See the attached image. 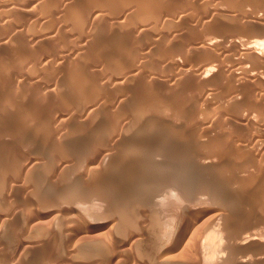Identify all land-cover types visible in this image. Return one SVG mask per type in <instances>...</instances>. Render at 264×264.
Returning <instances> with one entry per match:
<instances>
[{"label": "rangeland", "instance_id": "obj_1", "mask_svg": "<svg viewBox=\"0 0 264 264\" xmlns=\"http://www.w3.org/2000/svg\"><path fill=\"white\" fill-rule=\"evenodd\" d=\"M65 1H68V0H0V90H2V92H0V95L2 94V96H0V97H2V98H0V102H1L0 104L2 105V107L0 105V110L3 108V111H5V116L10 114V117L9 116L5 117V119L8 118V120H7L8 123L5 122V124H3L4 126H0V127L5 128V130H4L5 132L0 133V149H1L0 154H2V155H0V158H1L0 159V169H1L0 173H3V175L0 174V179H2L6 175L5 179L3 178L2 181L0 180L1 181L0 193L5 192L4 194L7 195L6 196L4 194H0V196H1L0 201H2V202H0V209L3 208V210L2 209L0 210V216H1V214L4 216V218H3V216L0 217V219H1L0 220V264L8 263L7 262L8 260L4 263V261L6 259L16 260L18 257L20 259V262H18V264H46L47 261L49 262L50 260H53L54 257H56V256L57 257L55 259H57L59 257L60 258L59 260H62V263H63V259H64V262L69 261V264H90L92 262L90 260V258H92V260L95 261L94 263L99 262L100 260H102V257H100L101 259L98 257L99 260H96L97 259L96 257L98 255L100 256V254H101V256H103L102 253L106 252V251H107L106 253L109 256L105 257L104 261H106V259L108 260L107 262H105V264H109V263L112 264L116 261V259H119V262L121 264H142L144 260H145L144 262H147V263H143V264H148V261H146V260H150V259L153 260L155 258H156L155 259L156 261L159 260V254H157V253H159L158 249H157L159 247H157V246L160 245L159 243L163 239L166 240L167 236L166 237H164V236L167 235L169 233V231H171L170 228L172 229V227H173L171 225L174 223V222H171V221H173L171 219L173 217L174 218L176 217L175 223L178 224L179 222L177 223V221L179 220V218L182 215L183 216L187 215L188 217H190V219L193 218V221H194L193 223H196V224L191 225V228H193V230L192 229L191 230H192V233L195 232L194 235H198V236L192 235L191 230H190L189 233L185 236L186 238L184 237L183 240H185V241L182 240V242L178 245L177 249L181 250V248H182V250L183 249H187V250L182 251V252L179 251L181 254L175 253L178 255V256L175 255L177 258L181 256L178 260H174V262L176 261L177 264H180L181 260L184 261L181 264H184V263L190 264L193 261H194L193 264H195V263L198 264L199 262H201L199 264H202V263L203 264H232V263L237 264L235 261L237 260V257H240V256L245 254V252H243L244 249H245L244 251H246V255H244L240 258L249 259L248 264L249 263H251V264H253V263L254 264L255 263L256 264H264V254L262 253V252H264V248L260 244L256 243V241L251 242L252 239H250L247 243H244V244H241L238 246L237 244H239V243L238 242L236 243L237 239H235L236 240L235 241L234 240L235 236L232 237L233 236L232 234H231L232 235L231 237L233 240L232 239L230 240V236H229V239H227L226 242L224 241V239H226L225 237L220 239V237H218V236H212V237L207 239V236H206V238L204 236H202V235H206L208 232L211 231L210 229L212 227L207 229L208 228L207 226H209V223H211L209 220L212 221L213 218H217L222 213H223V215H222V219H223L222 222L223 223H225L227 221H231V219H232V222L234 223L233 224L231 222H227L226 224H228V225H225V224H224L225 226L223 225L224 227L227 226L228 228L231 225H234V226L229 228L230 229L229 232L231 231V228H233V227H234L233 229H235L234 230L235 232H238V231L240 232V230H242V229L244 231V228L247 227V230L245 228L244 235L248 234V236L255 238L253 240H257V237L261 238V235L260 236L258 235L259 231H262V232H260V234H263L262 236H264V233H263L264 221L263 222L259 221V220H264V216H262V215H264V207H262V206H264V201H262L264 198L263 197L264 193H262L264 191V183L262 185V182H264V179H263L264 178V175H263L264 174V171H263L264 170L263 169L264 160H260L263 162L258 161L259 159L264 158V148L261 149L264 146V132L263 131L261 132V130H258L260 132H258L256 130L253 132V130L247 129L248 127L245 128L246 126L243 123H241V121H239L236 118L237 115L234 114V113H236L235 110L238 107L240 108V106H241V108L239 109L240 113H245V111H247L248 114H253V115L256 114L257 115L258 113L263 111L261 113L263 115L264 114V107H262L263 105H261L259 103V101H257V100L259 98L258 95L261 94V93H259L258 90H260V92H263L264 87L262 86V88H260L261 87L260 85L255 84L256 87L260 86V87H258V90L254 86V89H256L254 92H256V93H253V91L248 93L247 89H246L247 90L246 92L244 91L246 88V85H243V86H241V87L245 86V88L242 89L244 91L243 92V91H240L241 87L240 88L237 87L238 84H237L236 80L230 79V77L228 78L225 76L226 70L230 69L232 67L231 65H233L234 67H236L238 69H239V67L237 65L245 66L246 63L242 62V61H244V58H243V60H241L242 55H240V57H238L240 52L237 51V50H240V47L242 45V44L240 45V43L243 42V40L248 39L247 41H249V38H247V37H252V36H255V37L261 36V37L255 38V39H253L254 37L250 38L253 41L256 39H257V41H261V40H258L261 38L264 39L263 38L264 37V33H263L264 28H262V27H264V24L262 23L264 21V15L261 16L262 14H264V0H251V1L250 0H247V1L246 0H239V2H238V0L237 1L235 0V4H233L234 3L233 0H220V1H218V0H143L144 2H142V0H140L141 2L139 0H136L135 1L136 3L134 2V0H129L131 3H129L128 0H111L114 3V5H113V3H111V1H107V0H103V1L102 0H92V1L91 0H88V1L82 0L84 3L80 0H76V2H75V0H70V3H65ZM137 1H139V2H137ZM155 1L158 3H156ZM91 2L92 3L94 2L93 4H95V5L92 6L93 4ZM99 2H101V3H99ZM150 2H152V3H150ZM230 2L232 3V5ZM64 3H65V5H63ZM76 3H78V4H76ZM87 3H88V6L91 8L87 7ZM115 3H117V4H115ZM127 3H128V5H126ZM138 3H140L141 5ZM167 3L169 4V6L171 8H169V6L166 5ZM243 3L244 4L248 3V4L244 5ZM104 4L106 6H104ZM129 4H131V5H129ZM146 4L148 6L150 4L151 5L153 4L152 6H149L152 8L149 9V7ZM220 4H221V6H220ZM249 4H251V5H249ZM67 5H69V6H67ZM81 5H83V6H81ZM107 5H108V7H110L109 9H107L108 8ZM115 5H117V6H115ZM119 5H121V6H119ZM138 5H140V6H138ZM229 5H231L235 10H233V8H231V6H229ZM233 5H236V7ZM256 5H258V6H256ZM113 6H115V8H113ZM124 6H125V9H124ZM153 6H154V8H153ZM210 6H212V7H210ZM222 6H224V7H222ZM227 6H228V10H227ZM244 6L246 8H244ZM93 7H95V9ZM145 7H146V10H145ZM178 7H180V8L178 9ZM85 8L86 9L89 8V9L86 10ZM131 8H132V11H133V9L138 10V11H133V13H132V11H130ZM147 8L149 10H152V11H148ZM220 8H223V9H220ZM248 8L250 9L249 11H247ZM254 8H255V10H258V11H253ZM82 9L86 10V11H83ZM98 9H100V10L97 11ZM180 9H181V11H180ZM238 9H240V10L237 11ZM89 10L90 11H96V12H89ZM121 10H123V11L121 12ZM154 10H155V12H153ZM218 10H220V11H218ZM100 11H101L102 15L98 14V12L100 13ZM163 11L164 12L166 11L167 13H164ZM243 11H244V13H243ZM135 12H138V13H135ZM156 12H158V13H156ZM204 12H207L208 16ZM234 12H236V15ZM69 13L70 14L73 13L74 15L71 16ZM77 13L79 16L82 17L83 20L87 19V21L85 20L86 23L84 22L85 26L83 25L84 24L83 20L80 17L76 18V17H78ZM86 13H89V18L85 15ZM96 13L98 14V16L94 15ZM126 13H128V14H126ZM139 13H140V15H139ZM143 13H145V15H143ZM154 13H156L157 15ZM159 13H160V15H159ZM181 13H184V14H181ZM238 13H240V14H238ZM166 14H167V16H165ZM174 14H176V15H174ZM213 14H215V15H213ZM219 14H221V15H219ZM242 14H244L245 16H243V17L240 16ZM230 15H232V16L230 17L229 20L228 19L226 20V18L224 20L222 19V17L224 18L227 16H228L227 18H229ZM92 16H95V18H97V17L98 18L95 19ZM133 16H134V18H133ZM179 16H181V17H179ZM217 16H219V17H217ZM90 17H91V19H90ZM143 17H144V19H143ZM92 18L94 20H92ZM204 18L205 19L210 18V19H208L209 21H207V20L205 21ZM212 18H214V19H212ZM217 18H218V20L219 19L220 20L218 21ZM232 18H233V20H232ZM260 18L261 19L263 18L262 19L263 21L259 20ZM79 19H81L82 22H81V20L79 21ZM134 19H137V20H134ZM172 19H173V22L169 21ZM198 19H199V21H198ZM96 20H98V21H96ZM143 20H145V21H143ZM246 20H248L250 22H247ZM254 20H256V21H254ZM257 20L261 21V23L258 24ZM92 21H95V22L93 23ZM115 21L117 22L116 23L117 25L114 24ZM221 21H224V22H221ZM238 21H240L239 24H241V26L238 24ZM75 22H76V24H75ZM79 22H81L83 24H81V23L79 24ZM87 22L89 24L92 22L94 26L92 24L89 25ZM203 22H205V24ZM208 23H209V27H207ZM214 23H216L218 27H216V24H214ZM219 23H220V25H219ZM226 23H228V24H226ZM222 24L227 25V26H223ZM244 24H246V25H244ZM260 24H262V25H260ZM78 25H82V26H78ZM201 25L203 26V28H201L202 27ZM228 25H230V26H228ZM234 25H237L236 28H240V30L236 29L234 27ZM86 26L87 27L90 26V27L87 28ZM142 27H144V28H142ZM230 27L231 28L234 27L236 29V31H235V29L234 30L230 29ZM85 28H87V29H85ZM140 28H142V29H140ZM212 28H214V30L216 29L215 30L216 32H214V30ZM208 29L211 30V32ZM217 30H223V31L221 32V31H217ZM225 30H226V32H224ZM241 30H244V31H241ZM138 31H139V33H137ZM234 31L237 33H234ZM200 32H203L204 35L202 36L203 33L201 34ZM219 32H220V34H219ZM209 33H211V34L214 33V34L209 35ZM233 34H235V35H233ZM198 35H199V37H198V39H196V37ZM218 35H220V36H218ZM204 37H208V38L209 37H215V40L219 39V41H217L218 47H215L216 46L215 45L214 49H210V50H213V52L210 50L204 49V48L198 49L201 47L200 42L202 41V39ZM235 37H236V39H235ZM199 38H201V40H199ZM241 38H242V40H241ZM234 39H235V41L236 40L238 41L237 44L233 41ZM193 40H194V42H193ZM195 40H197V41H195ZM221 41H223V43ZM195 42H197V47H195V45H196ZM224 42H226V43H224ZM233 42L235 43V45L230 44ZM170 44L172 47L170 46ZM183 44H185V45H183ZM225 44H226V46H225ZM243 44H245V43H243ZM246 44H247V42H246ZM245 45H243V46H245ZM173 46L176 48H174ZM180 46H183V47H180ZM192 46H193V48L195 47V49H189V47H192ZM237 47H238V49H235ZM179 48H180V50H179ZM183 48H185V50L186 49L187 50L183 51L184 50ZM196 48L202 52H197ZM221 48H222V50H221ZM234 49H235L234 53H236V51L239 53L233 54ZM117 50H118V52H116ZM174 51L176 54H174ZM207 51H209L210 53ZM112 52H115V53H112ZM169 52L171 53V55L169 54ZM211 53H213V54H211ZM225 53H227V54H225ZM114 54L116 56L115 59H113L115 57ZM173 54H174V56H173ZM177 54H180V56ZM107 55L108 56L111 55L112 58H111V56L108 57ZM211 55H212V57H211ZM234 55H236V56H234ZM119 57H121V59ZM171 57L172 58L176 57V59L181 60V63L178 66L172 65L171 61H169L172 59ZM236 57H238L239 59ZM105 58H109V59L111 58V59L108 61V59H105ZM169 58H171V59H169ZM75 61H77V62H75ZM47 62L50 64V66H52V68L50 66H48L49 64L45 66V63L47 64ZM111 62L114 65L111 64ZM39 63L42 64V67H41V64H39ZM56 63L58 64V66ZM220 63H222V64H220ZM74 64L77 65V67ZM111 65H112V67H110ZM218 65H220V66L222 65L220 68L219 67L217 68V71H219L220 73H221V71H220L221 68L222 69L227 68L226 70L223 71V72H225V73H223V76H220L222 74L217 76V74H219V72L216 71V66H218ZM226 65H229V66L225 67ZM53 66H55V67H53ZM72 66L74 69L72 68ZM40 67H41V69H40ZM197 67H199L202 71H204V69L206 70L205 67H207V68L210 67V70H211V72L209 71L210 75L214 74V72H212V71L216 72L214 75L215 76L214 78H216V79H213L212 81L219 79L220 81L222 80L223 82H219V83H221V85H218V83H216L219 80L215 81V82H209V84L208 83L207 84H200V82L198 83L197 79L193 80L194 78H196L194 75H193V77H191L193 72H196V71H193L194 68H197ZM53 68H55V69H53ZM199 68H197L196 70H199ZM212 68H214V69H212ZM236 68H234V70H236ZM118 69H120L121 72ZM185 69L188 70V72L191 75L190 77L192 79L191 78L189 79L188 78L189 75H188L187 79L184 82L185 85L180 84V83L176 84L175 82L178 81V77L181 74H183L182 70H185ZM240 69H242V68L240 67ZM208 70L209 69H207V71ZM76 71L81 73V74H79V73L77 74ZM179 71H180V73L182 71V73L179 74ZM239 71H241V70H239ZM75 72H76V74H74ZM116 72L117 73L120 72L121 75H120V73H119V75L121 77ZM68 74H70V76ZM82 74H83V77H85L84 78L85 80L82 79L83 82L79 80V78L81 79ZM125 74L127 75L128 79L127 78L125 79V76H126ZM227 74H228V72H227ZM74 75H76V77H78L79 75L80 76L78 78H73ZM85 75L89 78H86ZM114 75L119 77L118 80L121 79L123 81V85H122V88H120V90L118 87H120L121 84H119V85H109L108 84V83L114 84L112 81L117 80V79L114 80V78H117ZM68 76L71 78H69ZM227 76H229V75H227ZM104 77L108 78V79H110L111 77L112 78L114 77V78H113V80H112V78H111V80H106ZM180 77H182V75ZM217 77H221L223 79H220ZM90 78L91 79L96 78L93 80H98V79L101 80V78H102V80L105 79V83L103 81L104 84L103 85L101 84L102 89L99 90L98 89V88H100L99 86H97L98 87L97 88L95 85H93V82H94L93 80L92 81L86 80V79H90ZM224 79H225V81H224ZM228 79H230V80H228ZM102 80H101V83H102ZM125 80L127 82H125ZM231 80H233L232 82L235 81V86L232 85ZM84 81L86 83H84ZM108 81H110V82H108ZM196 83H197V85H196ZM227 83H228V85H227ZM88 84L92 90L89 87H87ZM105 84H108V85L104 86ZM124 84L127 87L124 86ZM54 85H56L55 86L56 88L57 87H59V88L58 89L53 88ZM98 85H100V84H98ZM47 86L48 87L52 86V90L51 89L50 90L53 91V89H56V91H54V93H51ZM82 86H83V88H80ZM92 86H93V88L95 87L97 89H93ZM108 86H110V87H108ZM115 86H117L116 87L117 89L116 88L114 89ZM208 86H209V88H206ZM230 86H231L232 90L229 89ZM85 87H87V88H85ZM105 87H107V88H105ZM236 88L240 89V90H237ZM59 89H61L62 91ZM201 89H204V90H201ZM206 89H208V90H206ZM95 90H97V91H95ZM228 90H230V91L235 90L240 94L238 96L237 92H235L237 94L236 96H238V98L241 97V99L239 98L238 102L240 100L242 102V103L241 102L238 103V104L241 103L240 106H238L236 104L238 107L233 104L234 105L233 107L236 106L235 107L236 109L231 107L232 104L231 105H228L229 103L226 104L227 102H230V100L227 101L229 98L226 99V97L230 96L229 94L234 93V91L233 92L229 91L230 93L226 92ZM84 91H85V94L83 93ZM94 91L96 93L98 92L97 95L98 94L99 95L97 96ZM200 91L202 92V94ZM209 91H211V92L209 93ZM206 92H207V96H209V94H210V98L209 97L207 98V96H205ZM226 93H229V94L226 95ZM241 93H243L244 95L246 94V96H244ZM70 94L72 95V97H74V99L72 97H70L71 96ZM91 94H92V96H94V95L95 96L92 97ZM247 94H250V95H247ZM252 94L254 96L256 94H258L255 96V97H257V99L256 98L253 99L254 96L251 97ZM195 95H197V96L200 95V97H197V96L195 97ZM242 95L244 97H242ZM89 96H91V97L89 98ZM201 96H203V98ZM3 97H5V98H3ZM178 97L184 98L186 100L180 99ZM245 97H247V98H245ZM76 98H77V100H76ZM79 98H81V99H79ZM121 98L124 100H122ZM174 98H177V100ZM119 99L121 100L120 102L123 101L122 102L123 104L119 103ZM162 99H165V100H162ZM170 99H172V100H170ZM173 99L176 103H173L174 102ZM178 99H180V101L181 100H183V101L177 103V101H179ZM190 99H192V100H190ZM199 99H201V100L202 99L203 100L209 99V100H206L205 101L206 104H204V101H201ZM1 100H5V101L2 102ZM89 100H92V101H89ZM167 100L168 101L170 100L169 103L170 102L171 103L169 104ZM9 101H10V103H9ZM160 101H163V102H160ZM208 101H211V102L208 103V105H207ZM82 102L83 103L87 102V103L84 105V104H81ZM89 102H92V104H94L95 107H93V105ZM124 102H127V103H124ZM183 102H184V104H181ZM224 102H226V103H224ZM5 103H7L8 105L11 104L12 106L13 105L14 106L12 107L10 105V107H8V105H6ZM75 103H79V104H75ZM157 103H160V104H157ZM162 103L165 104V106L167 103V107H169V109L166 108ZM185 103H188V104H185ZM243 103H245V104H243ZM252 103L253 104L256 103V104L253 105ZM118 104L121 105L123 108H121V106H119ZM3 105L5 107L7 106L8 108L6 107V109H4L5 107ZM174 105H175V108H173ZM88 106H90V107H88ZM163 106H164V109H162ZM170 106H172V107H170ZM224 106H225V109H224ZM81 107L82 108L84 107V110ZM85 107H87V109ZM91 107H93V109L95 110L96 115L93 113L94 110ZM186 107L188 109L190 108V110H188ZM230 107H231V109L232 108L233 109L229 110ZM88 108H91V109H88ZM95 108H98L99 110L95 109ZM171 108H173V109H171ZM180 108L182 111L179 110ZM184 108H186L187 110L186 109L184 110ZM80 109H82L83 112H81ZM85 109H86V111H85ZM167 109L170 112H166V111H168ZM175 109L178 112V115L176 114L177 112L175 113V111L174 112L171 111V110H175ZM90 110H92V113ZM223 110L226 111V112H224L225 115L223 113ZM239 110L238 109L236 110V111H238L237 113H239ZM9 111H11V112H9ZM186 111H188V112H186ZM242 111H244V112H242ZM84 112H86V113H84ZM88 112H90V113H88ZM230 112H232V113H230ZM247 112H246V114H247ZM45 113H48V114H45ZM80 113H82L81 116H80ZM142 113H144L146 115H144ZM166 113L167 114L169 113L170 116H169V114L165 115ZM182 113L183 114L185 113L184 114L185 116L184 115L181 116ZM205 113H211L213 116H217L218 119H217V117H214V119H216V121L218 123L216 121H214L212 115H211L210 119H205L204 118V116L206 115ZM91 114H92V116H90ZM171 114L174 116L171 117ZM227 114H230L231 117H230V115H227ZM86 115H88L89 118H87L88 116L84 118V116H86ZM120 115H123L124 117L120 116ZM141 115H142V117H144V116H146V117L142 118ZM154 115H156V116H154ZM175 115H177V116H175ZM220 115L223 117V119L225 118L227 121L224 119L225 120V122H224V120L222 119V117ZM97 116H100V117H97ZM119 116L121 117V119L120 118L117 119V117H119ZM137 116L140 117V119L142 118L141 120L143 122L141 120H136V119H139V118H137ZM219 116L221 117L222 120L219 119ZM232 116H235V117L232 118ZM43 117L45 119H43ZM105 117H107V118H105ZM151 117H152V119H151ZM153 117H154V119H153ZM160 117H163V118H160ZM167 117H169L171 119H169ZM199 117H202V118H200V120L201 119L203 121L206 120V121H204L205 122L204 124L202 123L203 126H201L202 124H200V122H202V121L199 120ZM39 118H41V119H39ZM50 118H52V119H50ZM146 118L148 119V121H150V120H155V121H150L148 123ZM174 118H176V119H174ZM231 118H232V121L230 120ZM103 119H105V120H103ZM183 119H184V121H183ZM234 119L236 121V122H234L235 124H233ZM44 120H45V122H44ZM46 120H48V121L51 120V122L46 123ZM101 120H102V122H101ZM117 120H120V121H117ZM126 120H128V121H126ZM158 120H160V121H158ZM162 120H163V122H162ZM207 120H210V121H207ZM138 121H140V124H142V125H145V123H146L145 126H148V128L145 126L143 128H145L146 130L148 129L147 131L153 130L154 133H152V134L153 135L155 134V135L153 137V135H151V132L148 133V134H150L151 137L149 139L150 142L149 141L147 142V146H146L147 149L145 148V150H144L145 152L142 151L144 154L142 152H139V153H136V154H138V156L136 154H133L136 156L130 155L131 157L129 156L128 159L126 158V160H123L125 158L122 157V156H124L122 152H120L121 155L117 154V153L113 154V152L117 151L119 153V149H121L123 151V148L125 146L127 147V145L130 144V139L128 140L129 135L127 132H124V130H126L125 128H127V130L128 129L130 130L133 128L132 126L141 127L142 125H139V123H137ZM176 121H178V123ZM194 121H195V123H194ZM237 121H239L240 124H242V125L240 126V124ZM103 122H105V123H103ZM129 122H131L130 123L131 125L129 124ZM165 122H166V124H165ZM209 122H210L209 125H212V127L207 125V123H209ZM228 122L231 125H233L234 127L230 126V124ZM42 123H45V126L39 127L40 125H43ZM49 123L53 124V125H50ZM170 123H172V124H170ZM104 124H105V127L109 126V125H110V127L105 128L103 126ZM115 124L117 125L118 129H116ZM220 124H221V127L219 126ZM98 125H101V126H98ZM114 125H115V128H114ZM136 125H139V126H136ZM157 125H159V126H157ZM37 126H38V128H37ZM47 126H50V127L47 128ZM242 126H243V128H241ZM67 127L70 129V131H68ZM121 127L123 129H121ZM130 127H132V128H130ZM135 127L132 130L136 129ZM205 127L209 130L211 128L212 129L210 131L209 130L203 131V129H205ZM209 127H211V128H209ZM39 128H42V129H39ZM109 128H111V129H109ZM114 129H116V131ZM120 129L123 132H120L121 131ZM36 130H39V131H36ZM45 130L48 131V133ZM49 130H50V132H49ZM168 130H170V131H168ZM214 130L220 131V132H216ZM247 130L252 132V133L249 134L250 132H248ZM40 131H42V132H40ZM43 131L45 133H43ZM67 131L69 133L72 132L70 134L68 133L70 136L63 134V133L67 134ZM199 131L202 132L203 134L200 133ZM206 131H207V133H206ZM225 131L228 134H226V133L224 134ZM60 132H62V133H60ZM208 132H210V133H208ZM246 132H248V133H246ZM99 133L101 135L103 134L102 138H100L101 135H100V137H98ZM116 133H121V134L124 133L125 135H123V134L122 135L127 138L129 143L125 141L126 140L125 137L124 138L121 137L122 140L123 139H125V140L120 141L119 136H122V135L121 134L116 135ZM113 134H115V135H113ZM165 134H167V135H165ZM199 134H200V136H197ZM204 134H205V137H204ZM230 134H232V135H230ZM57 135L60 137L61 136H63V137H61L59 139V137ZM127 135H128V137H127ZM206 135L209 137H207ZM210 135H213V136H210ZM217 135H219L218 136L219 139H222L223 141L218 140ZM210 137H212V139ZM214 137L216 139H213ZM226 137L231 138V139L230 138L228 139L229 140L228 143L230 145L228 144V145L224 146L223 149L219 148V145L221 147V144H223V143L219 144L218 148L216 147L217 150L216 149L212 150L213 148L211 149V147H208V146H206V150H205V148L203 147L206 145V143H207V145H209L208 143H210V146L213 147V145H211V142H212V144H214L215 142H224L226 140L225 139ZM207 138H209V139L206 140ZM242 138H243V140H242ZM245 138L247 141L245 140ZM112 139H114L113 141H115V142H113ZM195 139H197V140H195ZM201 139L202 140L205 139V140L201 141ZM234 139H235V141H234ZM163 140H165V141H163ZM209 140H211V141H209ZM230 140H231V142H230ZM65 141L66 142L68 141V144ZM107 141H108V143H106ZM193 141H196V142H193ZM245 141L248 143H246ZM158 142H160V143L166 142V146L164 149L165 151L163 152V153H165V159L164 160L169 163L170 169L173 168L172 171L169 170L171 172V174H174L177 177L180 174V176L178 177V183H180L182 185L178 184L175 186V188H177V186H180V187H178V190L181 188H183L184 190H185V188L187 189V191L185 190L186 192L180 191V193H183V195H184L183 196L181 194L182 195L181 199H179V200L178 199H170L167 201V205L164 207V209L168 208L171 210L167 209V211L164 213L166 218H164V216L162 214L163 212L161 213L163 217L160 215V212H161V210H159L160 206L155 204L154 200H153L156 197H161L162 195H164V193H167V190L169 189L168 184L170 183L169 182L170 179L166 178V177L165 178L163 177V179H162V177L154 178L159 173L155 174L156 173V171H154L155 167L153 165H150V164H154V162L156 160V156H155V150L156 149L153 150V148H156L160 144ZM261 142H262V144H261ZM122 143H124V144H122ZM233 143H235V144H233ZM244 143H246V144H244ZM105 144L108 146H106ZM198 144H201V145H198ZM238 144H240L241 146L240 145L238 146ZM109 145L112 146V148L115 147V149H118V150H116V151H114V149L111 150L112 148L111 149L108 148V147H110ZM116 145H117V147L118 146H120V147L117 148ZM234 145H236V146L234 147ZM250 145H251V149H250ZM65 146H66V148H65ZM74 146H76V148ZM103 146H106L107 148L103 147ZM246 146H249V147H246ZM200 147H201V150H204V151H200V149H199ZM253 147L254 148L259 147V148H255V149L257 151L262 150L263 154L261 153V151H260V153H256L255 152L256 150ZM58 148H60L59 149L60 153H58L59 151L56 150ZM104 148H106V149L104 150ZM171 148H172V150H171ZM209 148L211 150H208V152H207V149H209ZM246 148L252 150V151H250V150L249 151L252 154L251 156L254 157V155H255V157H254L255 161H252L253 157L250 160H245L246 158L244 155L245 154L244 149L246 150ZM66 149L67 150L69 149V151H67ZM167 149L169 151H167ZM219 149H221L222 151L221 150L218 151ZM229 149H231V151ZM62 150H63V152H62ZM106 150H108V151L110 150L109 152H111V154H113L112 156L115 159V162H114L113 157H110L109 161L112 162L111 165L113 163L115 164L117 162V159L120 156L122 157L121 158L123 160L122 167H120L122 163L118 164L119 166L118 165L115 166L113 164L114 167H116V168L112 167L111 165H107L108 167L104 166L106 163H104V165L102 164L103 162L100 161V157L103 158L104 151H106ZM147 150L150 151L152 153V155ZM100 151L103 153L102 155H101ZM234 151L236 154H234ZM200 152H204V154H202ZM213 152H214V155L212 156ZM240 152H242V154ZM252 152L253 153L255 152L254 155ZM63 153H65L66 155L64 154L65 156H63L62 155ZM59 154H60V156H58ZM139 154L141 156L143 155L144 158H141V156ZM200 154H202L201 158H202L204 163H206L208 160H212L213 162L208 161V164L207 163L204 164L202 162V160H200L201 158H198V157H200ZM206 154L209 155V157L212 156L213 158H215V160H213V158L210 159L209 157L205 156ZM222 154H224V156H226V155L228 156V159H229L228 161H229L230 165H229V163H227L228 161L226 163L228 166H230L229 169L230 168L231 169L230 170L226 169L227 167L221 168L220 170L222 172L220 170H219L220 171L219 172L218 166L217 167H215V166L218 165L216 160L217 159L221 160L220 155H222ZM239 154H241V155H239ZM260 154L263 156L260 157ZM118 155H120V156H118ZM153 156H155V157H153ZM203 156H204V159H203ZM230 156H232V157H230ZM240 156H242V158ZM257 156H259V157H257ZM59 157H60V159L58 160ZM205 157H207V159L208 158L209 159L207 160ZM48 158H49V161L47 160L48 163L50 162L51 158H52L51 162L54 160V158H56L57 163H58V161L62 160L63 164H65V165L62 164L63 166H68V165L69 166L66 167V169H63L64 167H62L61 164L58 165L59 170H60V167H62L61 169H63V171H59V172H58V169L53 171V169L49 168L50 172H52V171L53 172L50 173L48 170H46L48 172H47V175H45L46 174L45 170H42L38 166H41V167L43 166V169H45L44 168V166H45L44 162H46V161H44V160L48 159ZM61 158H63V159L65 158V159L63 160ZM97 158H99V160ZM134 158H135V160H136V158L137 159L141 158V160H139L140 162L138 160H136L137 162L133 163ZM152 158H155V159L153 160ZM249 158H247V159H249ZM121 159L119 158L118 161H122ZM166 159H168V160H166ZM231 159H233V161ZM29 160L31 161L33 168L31 167V165H30L31 163ZM239 160L242 163L241 162L239 163ZM62 161L60 163H62ZM124 161H127V162H124ZM199 161H201V162H199ZM98 162H100V163L102 162L101 165H99ZM222 162H223V160H222ZM251 162H252V164H250ZM254 162L256 165L254 164ZM25 163L26 164L28 163L27 165L30 166L31 170L34 169L33 172L31 170L27 171L29 168L26 169ZM33 163H35V164H33ZM48 163H46V164H48ZM117 163H120V162H117ZM131 163H133V165ZM146 163L148 165H145ZM18 164H20V165L18 166ZM124 164H126V166ZM128 164H129V166H128ZM214 164H216V165L214 166ZM234 164H237V165H234ZM260 164H262V165H260ZM23 165H25V166H23ZM212 165H213V168H211ZM239 165H240V167H239ZM248 165H250V166H248ZM252 165H254V166H252ZM34 166H36V167H34ZM72 166H73V168H72ZM102 166H104V169L102 168ZM109 166H111V168H109ZM123 166H125L126 168H123ZM209 166H211L210 169H209ZM241 166H243V167H241ZM244 166H247V167H244ZM20 167H22V168H20ZM79 167H80V169L82 167V169L80 170ZM131 167H132V170H131ZM236 167H238L240 169H238ZM249 167L252 169H250ZM254 167H256L258 170ZM75 168L84 172V173L81 172L82 175L79 174V172H78V174L81 175L82 177L79 176L78 174H77L78 175L77 176L76 173H74L76 171H79V170H76ZM83 168H84V170H83ZM246 168H248V169H246ZM22 169H24V170L22 171ZM88 169L94 170L95 171L94 173L96 175L99 174V176L95 177V174L93 173V171H86ZM105 169H106V171L108 170V172L112 171V173L106 172ZM205 169L206 170L208 169L207 171H210V172H207ZM225 169H226V171H225ZM236 169H238V170H236ZM36 170H38L39 172H37ZM65 170H68V171H65ZM2 171H4V172H2ZM113 171H115L116 173L118 172V173L117 174L115 173L116 174L115 175V174H113ZM131 171H133L134 174ZM211 171L213 173V176H212ZM216 171H218V172H216ZM230 171H232V173ZM62 172H64V173H62ZM90 172H92V173H90ZM102 172H103V174L101 175ZM119 172H121V173H119ZM39 173L41 175L44 174L43 176L46 177V179L43 176H41ZM85 173L88 175L89 174L91 175V176L89 175L91 177V178H89L90 180L89 179L85 180V178L89 177ZM222 173H224V175ZM225 173H227V174H225ZM228 173H230V174H228ZM261 173H263V174H261ZM30 174H32V175H30ZM108 174H110V175H108ZM235 174H237L238 176ZM26 175H27V177H25ZM117 175H118V177H117ZM119 175L121 176V179H120ZM130 175H132V176L134 175V177H136V178H133ZM214 175H218V177L217 176L215 177ZM231 175H232V177L233 176H235V177L231 178L230 177ZM262 175H263V177H262ZM76 176L81 177V178H76L77 181H75ZM143 176H145V177H143ZM220 176H222V177H220ZM243 176H244V178H246V180H238L237 179L238 177H241L242 179H244ZM254 176H256L257 178ZM6 177H8V178H6ZM31 177H33V178H31ZM106 177H107V180H106ZM207 177L210 179L208 180ZM213 177H215V178H213ZM27 178H28V180H27ZM35 178H37V179L35 180ZM38 178L40 180H42V182L40 183V185L38 184V186H35L34 184L37 185V182L39 183ZM42 178H44L45 180ZM92 178H94V179L91 180ZM117 178L119 180H122V179H124V180H122L123 181L122 182V181H119ZM131 178H133L134 180ZM144 178H146V180H148V178H149V181L145 182V184L148 183L146 185H144V183H140V182L145 181ZM152 178L155 181L157 179H159V181H157V182L152 181L153 180ZM235 178L239 182L237 180H235V182L237 181L235 183L234 182ZM253 178H255L254 181H253ZM7 179L9 180V182ZM29 179H31V180H29ZM114 179H116V181ZM4 180H7V181H4ZM72 180L76 183H74ZM88 180H89V182H91L90 183L91 185L94 184V182H92V181L97 182L94 184L96 186L92 185L93 186L92 187V186L88 185V183H89ZM103 180H106V182H104ZM127 180H129V181H127ZM203 180L205 181V183ZM214 180H216L218 183ZM224 180L226 182V185H228L227 182L229 180L234 183V185H233L234 189L231 191L230 196L231 197L234 196L235 198L234 197L233 198L235 201L232 200L233 198L228 199V197H225L227 195H225L224 193L222 194L223 191H221V189L225 186ZM124 181H127V182H124ZM199 181L201 182V185L197 184V183H199ZM243 181L245 183H243L240 186V184H241L240 182H243ZM256 181H258V182H256ZM70 182H72V183H70ZM85 182H88V183H85ZM107 182H108V184H107ZM207 182H210V183H207ZM24 183H26V184H24ZM67 183H69L70 185H68ZM78 183L82 184V185L78 186L79 185ZM84 183L87 184L88 186L84 187L85 186ZM103 183H105V185H103ZM214 183H215V185H214ZM220 183L222 184V186H219V185H221ZM97 184H98V186H97ZM113 184L114 185L116 184L117 186L116 185L114 186ZM126 184H128V185H126ZM129 184H131V185H129ZM139 184H142V185H139ZM207 184H209V186H207ZM235 184H237V185H235ZM246 184H249L250 187L246 186ZM5 185H6V188L4 187ZM118 185H120V187ZM205 185H206V187H205ZM7 186H8V188H7ZM27 186H28V188H27ZM108 186H110V187H108ZM130 186H132V187H130ZM139 186H141V187H139ZM237 186H239V187H237ZM242 186H244V187H242ZM256 186H259L261 189L263 188V190H261L259 187H256ZM47 187L48 188L50 187V189H52L54 187L53 188L54 191H55V187H57L58 189H56V193L54 191L52 193H50L52 190L48 189ZM148 187L151 189L152 188H154V189L150 190ZM196 187H200V188L202 187V189H200L201 192L199 191V188H196ZM209 187L213 188L212 189L213 191L210 190L211 188H209ZM215 187H216V189H215ZM245 187H247V188H245ZM253 187L258 188V189H255ZM9 188L13 192L9 191ZM41 188H42V191H41ZM43 188H45L47 192H45V190ZM141 188H146V189L142 190ZM205 188L206 189L208 188V190H210V191L206 190ZM237 188L239 190H237ZM240 188H242V189H240ZM147 189H149V190L146 191ZM183 189H181V190H183ZM203 189L207 193L202 191ZM72 190L74 193H72ZM76 190L81 191V192H79L81 194H78ZM155 190H157L158 192H156ZM197 190H198V192H197ZM217 190H220V191H217ZM236 190H237V192L238 191L240 192L239 195H238V193H236L237 195L235 194L234 191H236ZM240 190H244V192L240 191ZM257 190H258V192H257ZM66 191H71V192H69V194L71 193V195H69L68 192H66ZM42 192L47 194L48 197H49L48 194H50V196L53 195V197H55L56 195H54V194L61 193L62 196H65V200L63 201L64 197L62 199V196L60 194H57V196L58 195H60V196H58V197L56 196L55 199H53L52 196L49 197L50 200L53 199V201H52L53 203H48L49 198L46 199L45 197H47V196L43 195ZM97 192H100V195H99V193L97 194ZM113 192H114V194H117V193L118 194L116 196H114ZM132 192L135 193L134 196H133V194H131ZM152 192H153V195H152ZM208 192H213V193H208ZM215 192H217V194ZM220 192L222 195L220 194ZM8 193H10V194H8ZM141 193L144 195L142 196ZM197 193H199L198 194L199 196H197ZM218 193L220 194V197L221 196L224 197L223 200H221L222 198H220V201L218 200V198H219ZM242 193L243 194L246 193V194L242 195ZM255 193L258 195V196H256V199H257L256 201L254 200L255 195H256ZM261 193L263 194V196H261L262 195ZM74 194H76V195L74 196ZM83 194L85 195V197L94 194V195L90 196L93 199L91 200V198H89V199L87 198L88 199V201H87L85 197L82 198ZM88 194H90V195H88ZM187 194H188V196H186ZM189 194H193L194 196L189 195ZM205 194H206V196H205ZM39 195L40 196L42 195V198ZM128 195L130 197H128ZM208 195H209V197H208ZM241 195L243 198L240 197ZM69 196H73V197H70L69 199H67ZM76 196L78 197V199ZM100 196H103V197H100ZM214 196H218V197L216 198ZM98 197H99V199H98ZM108 197H109V199H108ZM133 197H134V200H130V199H133ZM148 197L150 199L151 198L152 199L150 200ZM193 197H196V199L198 197V199L197 200L192 199ZM200 197H202V198H200ZM238 197L240 200H238ZM44 198L48 201H45ZM56 198H59V199L61 198V203L60 202H57V203L54 202L55 200L56 201L59 200ZM71 198H73V199H71ZM182 198L184 199V201L182 200ZM186 198L188 200H186ZM203 198L205 200H203ZM225 198L228 200H226ZM261 198H262V200H261ZM84 199L86 201H83ZM103 199H104V201H102ZM207 199H209V201H212V202H209ZM252 199L254 200V202ZM258 199H260V201ZM67 200H69V202L71 201V203L66 202ZM119 200H121V202ZM146 200H147V202H146ZM237 200H238V203L236 202ZM242 200H243V202H241ZM246 200H248V201H246ZM43 201H44V203H43ZM79 201L82 202L83 204L86 203V206L82 204L84 206L83 207L79 203ZM139 201H140V203H139ZM195 201H197V202H195ZM222 201H227V202H222ZM231 201H233V203ZM250 201H252L254 204L256 203L257 205L255 204L256 206H254ZM62 202H64L65 205ZM75 202H76V204H75ZM77 202L79 203L78 205H77ZM93 202L94 203L96 202L95 203L96 205ZM107 202H109V203H107ZM131 202L132 203L135 202V203H133V205L134 204H138V205L140 204L139 206L141 208L136 207V206L133 207V205L131 206ZM149 202H151V204ZM180 202H184V203H180ZM204 202H205V204L207 203V205H205ZM214 202H216V203H214ZM234 202H235V204H234ZM239 202H241L240 203L241 206H240ZM58 203L62 204V206H61L62 208L59 207L60 205L59 206L57 205ZM72 203L75 206L72 205ZM127 203H129L128 206L130 205L129 206L130 208H128ZM198 203H200V204H198ZM202 203L204 204V206L202 205ZM223 203L224 204L226 203L225 205H227V203L229 204V206H226L227 208L231 207V205H232V207L235 206L236 208L234 207L235 210L232 208H228L230 210L227 211V209H225V207H223V209H222V207H220V206H225V205H222ZM1 204H3L6 208ZM55 204L59 208L56 206H52ZM98 204H100V205H98ZM116 204H118L119 206ZM142 204L144 205V208H143ZM168 204H170V205H168ZM208 204H209L210 208L208 207ZM212 204H216V205H212ZM217 204H219L220 206ZM237 204H238V206H236ZM242 204H244V205L242 206ZM94 205L99 206V207H96L97 209L95 210ZM155 205H157L158 207ZM8 206H10V207L8 208ZM87 206H88V208H90V207L91 208L88 209V208H86ZM149 206H151V208ZM213 206H215V207H213ZM76 207H78V209L82 208L81 210L79 209L82 212L77 210ZM131 207H133V208H131ZM145 207H147V208H145ZM249 207H252V208H249ZM256 207L258 209H256ZM105 208H106V211L104 210ZM154 208L159 210L158 211L159 213H157V210L155 211ZM173 208H174V210H177V211H174ZM211 208H213V209H211ZM245 208L247 211L245 210ZM74 209L76 211H74ZM109 209H111V210H109ZM123 209H125L126 211H124ZM134 209H135V211H133V212H135V214H133L131 211ZM137 210H139V212ZM150 210H153V211H151L152 213L150 212ZM253 210H258V211L256 212ZM77 211L80 213H78ZM128 211H130V212H128ZM233 211L235 213H232ZM106 212L107 213L109 212L110 214H107ZM115 212L117 215L115 214ZM141 212L144 215H142ZM154 212H155V214H154ZM201 212L202 213L204 212L205 214L204 213L202 214ZM211 212H213V213H211ZM216 212H219L221 214L219 215V213H216ZM225 212H227V213H225ZM250 212H252L253 214ZM261 212H263V213H261ZM81 213H83L85 216L83 214H82L83 216L78 215ZM120 213H122V214L119 215L120 216L119 217L118 214H120ZM123 213H125V214H123ZM145 213L147 215L151 214V216H152L151 218L153 220L154 219L156 220V221H153L156 224H154L151 221L150 216H146V218H145L144 217L146 215ZM156 213L158 215H156ZM210 213H211V215H209ZM256 213H260V214L257 215ZM106 214H107V217H106ZM129 214L132 217L137 215L136 219H137L138 223L136 222L137 225L135 224L133 228L131 226H133V223H135L136 219H135V217L132 218ZM153 214L157 218L160 219L159 221L163 220V218H164V220L161 221L162 223H160L158 221V219H156V217L153 216ZM212 214H215L214 215L215 217ZM251 214L253 216H250ZM138 215H141V217H139ZM236 215H237V217H236ZM238 215H240L241 217L240 216L238 217ZM259 215L262 216L263 218H260ZM111 216H112V218H111ZM121 216H124V217L122 218ZM167 216H169V217L167 218ZM207 216H211L212 218L209 217L210 219H207ZM227 216H228V218L231 217V219L229 218L228 220L225 221V219H227L226 218ZM248 216L250 217V219L247 220ZM233 217H234V220H233ZM243 217H245L246 222L245 221L243 222V220H245V219H240ZM252 217L254 219L256 218V220H254V222L252 221L253 220ZM7 218H8V220H7ZM40 218H41V221L42 220H44V221H42V225L40 223V226L37 227ZM2 219L3 220L5 219L4 221H6L7 223L4 224ZM117 219H119L121 221L118 223V225L122 224V222H123L124 225L122 224L119 226L120 227L122 226L121 229L122 228L125 229L126 233L121 232L120 228H119L120 230L117 229V231L119 230L118 233H115L117 231H115L116 226H114V225L117 224ZM121 219H123V220H121ZM132 219H134V220H132ZM149 219L153 223L151 225L155 226L156 228L160 225H163V227L162 226L159 227V230H161V231L163 230L162 236L160 234V237H158L159 236V235H157L159 233V230L157 231L158 228L156 229L157 233L154 234L155 231H153L154 233L152 232L153 227H150L151 225L149 226L151 229H149V227H147L150 223ZM195 219H197V220H195ZM202 219H205L206 221L203 220V223H205V224H200V225L205 226L208 223V225L205 226L207 228H205L204 226L200 227V225H197V222H198V224L202 223V221H201ZM237 219H240V220H237ZM84 220L88 221L89 224H85V222L83 223ZM115 220H116V222H115ZM143 220H146V221L148 220L149 223L147 224L146 221L144 223ZM165 220H169L168 223H166L167 221H165ZM113 221L115 222L113 225L114 229L112 228L113 231L108 230L111 233L113 232L111 234V233L107 232L106 229H111V227H112L111 223L113 224ZM249 221H251V222H249ZM257 221H259V222H257ZM1 222H2V224H1ZM130 222H133V223H130ZM238 222L239 223L243 222V225L237 224ZM35 223H37V225H33ZM159 223H160V225H158ZM165 223H166V225H165ZM249 223L251 225H253V227ZM142 224L144 226L141 227ZM254 224H256V225H254ZM88 225H89V228H88ZM193 225L194 226L197 225L196 229L198 227H200L201 231H199L200 229L195 230V227ZM31 226L32 227L34 226V229ZM42 226H44V228L50 227L52 231L51 230L49 231L48 229H46V230H48L51 233L48 234V231L44 230V228ZM76 226H77V228H76ZM79 226H80V228H79ZM109 226H111V227L108 228ZM237 226L238 227L243 226V227L238 228ZM29 227H31L33 229V230L31 229L33 233H31V231H29L30 230ZM39 227H42V229L47 232L46 233L47 235H43V233L45 234V232L43 231V233H42ZM227 227H226V229H228ZM250 227H251V229H249ZM70 228H71V231L69 230ZM78 228L80 230H85L87 228L90 231L91 230L93 231L94 229H96L93 231V233L94 232L96 233L98 231L100 233H102V231H104L103 232V234H104L106 231L107 234L109 233L112 235L113 238L112 237L111 238L113 240L110 238V236H108L109 235L108 234L107 237H109L111 239L110 241H112V242H110L108 240L109 239L108 238L107 239L108 241H104V242L102 241L99 243L98 249H99L100 254H98V255L96 254L95 259L93 258L94 256H92V257L87 256V258H86L85 255H79L78 253L73 254L75 256V258H74V256L71 255L72 254L71 252L78 250L77 248H80V245H82L81 242H85L81 238L82 241L81 242L79 241L80 244H77L79 246H77L76 244L73 243V241L77 237H80L78 235H75L77 232L80 231ZM140 228L141 229L143 228L142 231ZM166 228H168L169 230ZM253 228H256V229H253ZM74 229H77V230H74ZM146 229L148 231H151L153 233L152 235H156V237L152 236L151 232H150V234H148L149 232L146 234V231H147ZM27 230H28V232H27ZM34 230H36V233H38V231H40L41 234H39L40 232L38 234H35ZM65 230L68 231L70 235L66 234L68 232H66ZM253 230H254V232H253ZM75 231H76V233H74ZM137 231L141 235L137 234ZM165 231H167L166 232L167 234L164 233ZM204 231H206V232L204 233ZM246 231H248V232H246ZM72 232L74 233L73 235H72ZM119 232H121V233H119ZM142 232H144L145 234L143 233L144 234L143 235ZM201 232H203V233H201ZM241 232H240V234L243 233V232L242 233ZM252 232L254 235L252 234ZM27 233H29L30 235L28 236ZM122 233L124 235H121V236L116 235V234L120 235ZM127 233H129L131 236ZM199 233H201L202 235ZM133 234H135V235H133ZM170 234H171V232H170ZM125 235H127V236H125ZM146 235H151V236L146 237ZM239 235L237 233L236 236H239ZM114 236H116V238ZM132 236H135V237L137 236L136 238L138 239V241ZM138 236H144V237H140V239H139ZM222 236H224V233ZM161 237L163 239H160L159 242L156 241L159 244V245H156V248H155V249H157V251L155 250L156 253L153 254L154 251L152 249H151L152 251L150 250L151 252L149 250H147V249H150V239L151 238L157 239V238H161ZM187 237H191V239H188L189 241H186ZM196 237H204L203 238L204 240L203 239L202 240L203 241L207 240L208 246H206L207 248H205V250L207 249L206 250L208 252L207 255L210 254V256H208L205 260L200 261L199 258L204 259L203 257H199L200 255L202 256V254H200L201 251L199 254H197L196 252H199V251L193 248L194 247V241H196V239H198ZM216 237H218L219 239ZM114 238L117 239V241ZM62 239H64V240H62ZM132 239L136 240L137 242H134ZM61 241H62V244H61ZM132 241H133V243H132ZM151 241H152V239H151ZM164 241H162V242H164ZM227 241H229V242H227ZM79 242L77 241L76 243H79ZM105 242H107V243L109 242L108 245H105V244H107ZM138 242L140 244L137 245L136 243H138ZM185 242H187V244ZM102 243H105V244H102ZM131 243H132V245L135 243L133 245V246H135V250H134L133 246L130 248ZM148 243H149V246L148 245L146 246V244H148ZM154 243H155V240H154V242L152 241L153 245H151V247H153L155 244H157V243H155V244ZM184 243L186 244V246ZM254 243H256V244H254ZM100 244H101V248H99ZM111 244H113V245L115 244V246L116 245H120V246H116L114 248ZM228 244H229L231 250L228 248H224L225 245H226V247H229ZM110 245H111V247H109ZM140 245H141V247H140ZM187 245L190 246L189 247L190 249H188ZM243 245H245L247 248ZM70 246H72V247L70 248ZM73 246H75V247H73ZM235 246H238V247H235ZM248 246H249V248H248ZM251 246L255 247V248H252ZM127 247H128V249H127ZM185 247H187V248H185ZM219 247L224 248L226 253H224L222 251H220L218 254H214V253L210 252V251H213L215 253L218 252L216 249L219 250L220 249ZM232 247H233V249H232ZM239 247H241L242 249ZM103 248H106V249H103ZM110 248L112 249L111 250L113 252L112 254H114V255H112V257L114 256L113 258H111V256H110V254H111V251H109ZM113 248L115 251H113ZM70 249L71 250L73 249V250L71 251ZM212 249H214V250H212ZM236 249L239 251H242V253L238 251L239 254H237L238 252ZM261 249H262V251H261ZM188 250H189V252H188ZM193 250L195 253H193ZM220 250H223V249H220ZM69 251H71V252L69 253ZM230 251H234V252L236 251V253H234V252L231 253ZM251 251L256 252V254L252 253ZM67 252L70 254V256L68 255ZM148 252L153 254V255L149 254L150 256H154L155 254H156V256L157 255L158 256L157 257L155 256L152 259V257H150L148 255ZM176 252H178V250H176ZM190 252L193 253V255H192L193 258H191L192 256L187 255V254H191ZM227 252H228V254H227ZM250 252L252 255L250 254ZM60 253H63V255H61ZM139 253H141V254H139ZM145 253H147V254H145ZM220 253H222V254H220ZM223 253H224V255H223ZM13 254L15 256V259L13 257ZM59 254L61 256H59ZM75 254H78L80 257H77L78 258L77 259L76 258L77 255H75ZM107 254H104V255L106 256ZM10 255L12 257H10ZM66 255H68V259H70L71 256H72L71 258H73V259L72 260H68V259L66 260V258H67ZM140 255L142 256V258ZM143 255H145V256L148 255V256L143 257ZM221 255H223V257H220ZM225 255H227V257ZM188 256H189V259H188ZM194 256H197L199 260L197 259V257H194ZM252 256H254V257H252ZM81 257H83L85 259H82L80 262L79 260L81 259ZM108 257L110 260L108 259ZM182 257L183 258L186 257V259H183ZM215 257H217V258H215ZM231 257H233V259H235V260L231 261L232 260ZM4 258H6V259H4ZM194 258L197 259L198 262ZM224 258H229L230 260L229 259L222 260ZM19 259H17V260L19 261ZM75 259H77V260H75ZM87 259H88V262L87 261L83 262ZM141 259H144V260L142 261ZM190 259H194V260H190ZM112 260H113V262H112ZM212 260L214 262L216 261L218 263H214ZM257 260H259V261H257ZM224 261H225V263H221ZM103 262H99V263H103ZM150 262H149V264H152V261H150ZM153 262H154L153 264H156L154 260H153ZM257 262H259V263H257ZM65 263H67V262H65ZM65 263H63V264H65ZM99 263H96V264H99ZM115 263H117V262H115ZM157 264H158V261H157Z\"/></svg>", "mask_w": 264, "mask_h": 264}, {"label": "bare ground", "instance_id": "obj_2", "mask_svg": "<svg viewBox=\"0 0 264 264\" xmlns=\"http://www.w3.org/2000/svg\"><path fill=\"white\" fill-rule=\"evenodd\" d=\"M80 1H82V0H80ZM80 1H79V2H80ZM84 1H85V0H84ZM87 1H88V0H87ZM91 1H92V0H91ZM102 1H103V0H102ZM107 1H111V0H107ZM128 1H129V0H128ZM135 1H136V0H134V2H135ZM139 1H140V0H139ZM139 1H137V2H139ZM218 1H220V0H218ZM233 1H234L233 4H235V0H233ZM236 1H237V0H236ZM246 1H247V0H246ZM250 1H251V0H250ZM71 2H72V1H71ZM75 2H76V0H75ZM82 2H83V1H82ZM140 2H141V1H140ZM142 2H144V1L142 0ZM152 2H153V1H152ZM152 2H150V3H152ZM155 2H156V1H155ZM222 2H223V1H222ZM238 2H239V0H238ZM65 3H70V0L65 1ZM65 3H64L63 5H65ZM73 3H74V2H73ZM83 3H84V2H83ZM88 3H89V2H88ZM88 3H87V7H89V6H88ZM91 3H92V2H91ZM93 3H94V2H93ZM93 3H92V4H93ZM97 3H98V2H97ZM99 3H101V2H99ZM105 3H106V2H105ZM111 3H113V2L111 1ZM129 3H131V2L129 1ZM135 3H136V2H135ZM145 3H146V2H145ZM156 3H158V2H156ZM216 3H217V2H216ZM230 3H231V2H230ZM236 3H237V2H236ZM251 3H252V2H251ZM74 4H75V3H74ZM76 4H78V3H76ZM115 4H117V3H115ZM123 4H124V3H123ZM138 4H140V3H138ZM142 4H143V3H142ZM148 4H149V3H148ZM164 4H165V3H164ZM172 4H173V3H172ZM172 4H171V5H172ZM176 4H177V3H176ZM178 4H179V3H178ZM243 4H244V3H243ZM247 4H248V3H247ZM247 4H244V5H247ZM70 5H71V4H70ZM79 5H80V4H79ZM94 5H95V4H93L92 6H94ZM97 5H98V4H97ZM101 5H102V4H101ZM113 5H114V3H113ZM126 5H128V3H127ZM129 5H131V4H129ZM133 5H134V4H133ZM140 5H141V4H140ZM140 5H138V6H140ZM146 5H147V4H146ZM146 5H145V6H146ZM152 5H153V4H152ZM152 5L150 4L149 6H152ZM166 5L169 6L168 3H167ZM173 5H174V4H173ZM180 5H181V4H180ZM183 5H184V4H183ZM231 5H232V3H231ZM231 5H229V6H231ZM236 5H237V4H236ZM236 5H233V6L236 7ZM249 5H251V4H249ZM67 6H69V5H67ZM72 6H73V5H72ZM77 6H78V5H77ZM81 6H83V5H81ZM104 6H106V5L104 4ZM111 6H112V5H111ZM115 6H117V5H115ZM115 6H113V8H115ZM119 6H121V5H119ZM147 6H148V5H147ZM149 6H148V7H149ZM220 6H221V4H220ZM256 6H258V5H256ZM256 6H255V7H256ZM78 7H79V6H78ZM107 7H108V5H107ZM132 7H133V6H132ZM156 7H157V6H156ZM156 7H155V8H156ZM164 7H165V6H164ZM176 7H177V6H176ZM176 7H175V8H176ZM210 7H212V6H210ZM213 7H214V6H213ZM216 7H217V6H216ZM222 7H224V6H222ZM239 7H240V6H239ZM239 7H238V8H239ZM250 7H251V6H250ZM252 7H253V6H252ZM74 8H75V7H74ZM89 8H91V7H89ZM89 8H87V9L85 8V9L88 10ZM93 8L95 9V7H93ZM104 8H105V7H104ZM104 8H103V9H104ZM109 8H110V7H108L107 9H109ZM120 8H121V7H120ZM127 8H128V7H127ZM150 8H152V7H149V9H150ZM153 8H154V6H153ZM169 8H171V7L169 6ZM175 8H174V9H175ZM179 8H180V7H178V9H179ZM217 8H218V7H217ZM231 8H233V7L231 6ZM244 8H246V7L244 6ZM96 9H97V8H96ZM118 9H119V8H118ZM124 9H125V6H124ZM140 9H141V8H140ZM142 9H143V8H142ZM147 9H148V8H147ZM149 9H148V11H152V10H149ZM206 9H207V8H206ZM218 9H219V8H218ZM220 9H223V8H220ZM74 10H75V9H74ZM79 10H80V9H79ZM82 10H83V9H82ZM82 10H81V11H82ZM86 10H83V11H86ZM91 10H92V9H91ZM99 10H100V9H98L97 11H99ZM112 10H113V9H112ZM145 10H146V7H145ZM165 10H166V9H165ZM182 10H183V9H182ZM225 10H226V9H225ZM227 10H228V6H227ZM233 10H235V9L233 8ZM239 10H240V9H238L237 11H239ZM244 10H245V9H244ZM249 10H250V9L248 8L247 11H249ZM75 11H76V10H75ZM77 11H78V10H77ZM102 11H103V10H102ZM122 11H123V10H121V12H122ZM128 11H129V10H128ZM130 11H132V8H131ZM130 11H129V12H130ZM133 11H138V10H134V9H133ZM133 11H132V13H133ZM158 11H159V10H158ZM175 11H176V10H175ZM180 11H181V9H180ZM203 11H204V10H203ZM211 11H212V10H211ZM218 11H220V10H218ZM231 11H232V10H231ZM253 11H258V10H255V8H254ZM68 12H69V11H68ZM89 12H96V11H90V10H89ZM119 12H120V11H119ZM153 12H155V10H154ZM163 12H164V11H163ZM169 12H170V11H169ZM176 12H177V11H176ZM212 12H213V11H212ZM212 12H211V13H212ZM216 12H217V11H216ZM245 12H246V11H245ZM78 13H79V12H78ZM78 13H77V15H78ZM130 13H131V12H130ZM135 13H138V12H135ZM156 13H158V12H156ZM156 13H154V14H156ZM164 13H167V12L165 11ZM204 13L207 14V12H204ZM234 13H235V15H236V12H234ZM234 13H233V14H234ZM243 13H244V11H243ZM251 13H252V12H251ZM67 14H68V13H67ZM69 14H70V13H69ZM98 14H99V15H102V14H101V11H100V13L98 12ZM98 14L96 13V14H94V15H95V16H98ZM126 14H128V13H126ZM149 14H150V13H149ZM181 14H184V13H181ZM216 14H217V13H216ZM233 14H232V15H233ZM238 14H240V13H238ZM258 14H259V13H258ZM70 15L72 16V15H74V14L72 13V14H70ZM70 15H69V16H70ZM80 15H81V14H80ZM82 15H83V14H82ZM85 15L89 18V13H86ZM90 15H91V14H90ZM132 15H133V14H132ZM139 15H140V13H139ZM143 15H145V13H143ZM156 15H157V14H156ZM159 15H160V13H159ZM162 15H163V14H162ZM168 15H169V14H168ZM174 15H176V14H174ZM209 15H210V14H209ZM213 15H215V14H213ZM219 15H221V14H219ZM227 15H228V14H227ZM232 15H230L229 18H227L228 16H227V17H224V18L222 17V19L224 20V19L226 18V20H227V19L229 20L230 17H231ZM255 15H256V14H255ZM263 15H264V14H262L261 16H263ZM86 16H85V17H86ZM95 16H92V17L95 18ZM126 16H127V15H126ZM149 16H150V15H149ZM165 16H167V14H166ZM205 16H206V15H205ZM207 16H208V14H207ZM237 16H238V15H237ZM240 16L243 17V16H245V15L242 14V15H240ZM259 16H260V15H259ZM261 16H260V17H261ZM73 17H74V16H73ZM73 17H72V18H73ZM79 17L82 19V17L79 16V15H78V17H76V18H79ZM87 17H86V18H87ZM100 17H101V16H100ZM131 17H132V16H131ZM144 17H145V16H144ZM144 17H143V19H144ZM146 17H147V16H146ZM152 17H153V16H152ZM179 17H181V16H179ZM209 17H210V16H209ZM211 17H212V16H211ZM215 17H216V16H215ZM217 17H219V16H217ZM97 18H98V17H97ZM97 18H95V19H97ZM133 18H134V16H133ZM141 18H142V17H141ZM165 18H166V17H165ZM233 18H234V17H233ZM233 18H232V20H233ZM235 18H236V17H235ZM248 18H249V17H248ZM258 18H259V17H258ZM258 18H257V19H258ZM81 19H79V21H80ZM90 19H91V17H90ZM137 19H138V18H137ZM137 19H134V20H137ZM204 19H205V18H204ZM208 19H210V18H208ZM208 19H205V21H206V20L209 21ZM212 19H214V18H212ZM236 19H237V18H236ZM238 19H239V18H238ZM255 19H256V18H255ZM262 19H263V18H262ZM262 19L260 18L259 20L263 21ZM82 20H83V19H82ZM82 20H81V22H82ZM85 20L87 21V19H85ZM85 20H83V23H84V22L86 23ZM92 20H94V19L92 18ZM132 20H133V19H132ZM162 20H163V19H162ZM176 20H177V19H176ZM176 20H175V21H176ZM217 20H218V18H217ZM219 20H220V19H219ZM219 20H218V21H219ZM72 21H73V20H72ZM96 21H98V20H96ZM143 21H145V20H143ZM146 21H147V20H146ZM167 21H168V20H167ZM169 21H172V22H173V19H172V20H169ZM169 21H168V22H169ZM198 21H199V19H198ZM211 21H212V20H211ZM230 21H231V20H230ZM236 21H237V20H236ZM236 21H235V22H236ZM240 21H241V20H240ZM240 21H238V24H239ZM242 21H243V20H242ZM246 21H247V22H250V21H248V20H246ZM252 21H253V20H252ZM254 21H256V20H254ZM257 21H258V20H257ZM261 21H258V24L261 23ZM81 22H79V24H80ZM92 22L94 23L95 21H92ZM92 22H91L90 24L93 25ZM135 22H136V21H135ZM172 22H171V23H172ZM212 22H213V21H212ZM221 22H224V21H221ZM227 22H228V21H227ZM77 23H78V22H77ZM83 23H81V24H83ZM85 23L83 24L84 26H85ZM87 23H88V22H87ZM116 23H117V22L115 21L114 24L117 25ZM176 23H177V22H176ZM203 23L205 24V22H203ZM228 23H229V22H228ZM228 23H226V24H228ZM231 23H232V22H231ZM244 23H245V22H244ZM253 23H254V22H253ZM262 23L264 24V21H263ZM75 24H76V22H75ZM88 24H89V23H88ZM90 24H89V25H90ZM95 24H96V23H95ZM204 24H203V25H204ZM211 24H212V23H211ZM211 24H210V25H211ZM214 24H216V23H214ZM224 24H225V23H224ZM229 24H230V23H229ZM248 24H249V23H248ZM251 24H252V23H251ZM86 25H87V24H86ZM137 25H138V24H137ZM140 25H141V24H140ZM212 25H213V24H212ZM219 25H220V23H219ZM222 25H223V24H222ZM239 25L241 26V24H239ZM239 25H238V26H239ZM244 25H246V24H244ZM244 25H243V26H244ZM252 25H253V24H252ZM260 25H262V24H260ZM78 26H82V25H78ZM93 26H94V25H93ZM201 26H202V25H201ZM223 26H227V25H223ZM228 26H230V25H228ZM236 26H237V25H234L235 28H236ZM86 27H87V26H86ZM89 27H90V26H89ZM89 27H87V28H89ZM204 27H205V26H204ZM207 27H209V23H208V26H207ZM213 27H214V26H213ZM216 27H218L217 24H216ZM219 27H220V26H219ZM231 27H232V26H231ZM231 27H230V29H232V30L235 29L234 27H233V28H231ZM258 27H259V26H258ZM75 28H76V27H75ZM80 28H81V27H80ZM87 28H85V29H87ZM93 28H94V27H93ZM142 28H144V27H142ZM142 28H140V29H142ZM201 28H203V26H202ZM224 28H225V27H224ZM243 28H244V27H243ZM245 28H246V27H245ZM260 28H261V27H260ZM262 28H264V27H262ZM262 28H261V29H262ZM85 29H84V30H85ZM206 29H207V28H206ZM210 29H211V28H210ZM212 29L214 30V28H212ZM219 29H220V28H219ZM236 29L240 30V28H236ZM236 29H235V31H236ZM143 30H144V29H143ZM208 30H209V29H208ZM213 30H212V31H213ZM215 30H216V29H215ZM215 30H214V32H216ZM139 31H140V30H139ZM139 31H138L137 33H139ZM204 31H205V30H204ZM209 31L211 32V30H209ZM217 31H221V32H222L223 30H217ZM235 31H234V33H237V32H235ZM241 31H244V30H241ZM263 31H264V30H263ZM142 32H143V31H142ZM142 32H141V33H142ZM224 32H226V30H225ZM200 33L202 34L203 32H200ZM231 33H232V32H231ZM263 33H264V32H263ZM206 34H207V33H206ZM210 34H211V33H209V35H210ZM213 34H214V33H212L211 35H213ZM219 34H220V32H219ZM223 34H224V33H223ZM228 34H229V33H228ZM240 34H241V33H240ZM138 35H139V34H138ZM203 35H204V33L202 34V36H203ZM216 35H217V34H216ZM233 35H235V34H233ZM237 35H238V34H237ZM258 35H259V34H258ZM218 36H220V35H218ZM218 36H217V37H218ZM223 36H224V35H223ZM230 36H231V35H230ZM246 36H247V35H246ZM88 37H89V36H88ZM198 37H199V35L196 37V39H198ZM226 37H227V36H226ZM233 37H234V36H233ZM233 37H232V38H233ZM236 37H237V36H236ZM236 37H235V39H236ZM243 37H244V36H243ZM253 37H254V38H253ZM258 37H261V36L247 37V38H249V41H247V40H248V39H247V40H243V42H241V43L239 42L240 45H241V44H242V45H241V47H240V50H237V51L240 52V54H239L238 57H240V55H242L243 57L241 56V58H242L241 60H243V58H244V61H242V62H243V63H246L247 65H246V64H245V66H242V65L239 66V65H237V66L239 67V69L236 68V67H234L233 65H231L232 67H231L230 69H228V70H226L227 68H226V69H222V68H221V69H220L221 73H220L219 71H217V68H218V67L220 68L222 65H221V66H220V65L216 66V71L219 72V74H217V76H219L220 74H222V75H220V76H223V73H225V72H223V71L226 70V73H225L226 75H225V76L228 77V78L230 77V79H234V80H236V82H237V84H238L237 87L240 88L241 86L246 85V88H245V86H244V87H241V90L236 88L237 90L243 91L242 89L245 88V90H244L245 92L248 90V93H249V92H252V91H253V93H256V92H254V91L256 90V89H254L255 84L260 85L261 87L258 86V87H260V88H262V86L264 87V39H262V38H261V39H258V40H261V41H257V39L253 41V40L250 39V38L255 39V38H258ZM201 38H202V37H201ZM201 38H199V40H201ZM218 38H219V37H218ZM227 38H228V37H227ZM239 38H240V37H239ZM263 38H264V37H263ZM85 39H86V38H85ZM228 39H229V38H228ZM235 39H234L233 41L237 44L238 41H237V40L235 41ZM89 40H90V39H89ZM221 40H222V39H221ZM241 40H242V38H241ZM250 40H251V41H250ZM5 41H6V40H5ZM31 41H32V40H31ZM34 41H35V40H34ZM195 41H197V40H195ZM217 41H219V39L215 40V37H209V38H208V37H204V38L202 39V41L200 42V43H201V47L198 48V49H201V48H202V49L204 48V49H207V50L214 49V46H215V45H216L215 47H218V46H217ZM225 41H226V40H225ZM228 41H229V40H228ZM245 41L247 42V44H246ZM6 42H7V41H6ZM193 42H194V40H193ZM221 42L223 43V41H221ZM230 42H231V41H230ZM234 42H233V43H230V44H234V45H235ZM191 43H192V42H191ZM195 43H196L195 47H197V42H195ZM224 43H226V42H224ZM243 43H245L246 45L243 44ZM188 44H189V43H188ZM193 44H194V43H193ZM172 45H173V44H172ZM183 45H185V44H183ZM223 45H224V44H223ZM243 45H245V46H243ZM170 46H171V44H170ZM174 46H175V45H174ZM174 46H173V47H174ZM177 46H178V45H177ZM189 46H190V45H189ZM199 46H200V45H199ZM225 46H226V44H225ZM227 46H228V45H227ZM238 46H239V45H238ZM171 47H172V46H171ZM180 47H183V46H180ZM186 47H187V46H186ZM195 47L193 48V46H192V47H189V49H195ZM232 47H233V46H232ZM174 48H176V47H174ZM227 48H228V47H227ZM183 49H184L183 51H186V50H187V49L185 50V48H183ZM198 49L196 48L197 52H202V51H199ZM218 49H219V48H218ZM224 49H225V48H224ZM235 49H238V47L235 48ZM235 49H234V51H233V54H238L239 52H237V51H236V53H234V52H235ZM171 50H172V49H171ZM176 50H177V49H176ZM179 50H180V48H179ZM221 50H222V48H221ZM231 50H232V49H231ZM188 51H189V50H188ZM193 51H194V50H193ZM204 51H205V50H204ZM210 51L213 52V50H210ZM219 51H220V50H219ZM229 51H230V50H229ZM229 51H228V52H229ZM116 52H118V50H117ZM170 52H171V51H170ZM170 52H169V54L171 55ZM177 52H178V51H177ZM181 52H182V51H181ZM207 52H209V51H207ZM221 52H222V51H221ZM112 53H115V52H112ZM209 53H210V52H209ZM174 54H176L175 51H174ZM174 54H173V56H174ZM184 54H185V53H184ZM199 54H200V53H199ZM211 54H213V53H211ZM225 54H227V53H225ZM117 55H118V54H117ZM177 55L180 56V54H177ZM204 55H205V54H204ZM220 55H221V54H220ZM64 56H65V55H64ZM107 56H108V55H107ZM110 56H111V55H110ZM110 56H108V57H110ZM114 56H115V54H114ZM120 56H121V55H120ZM207 56H208V55H207ZM209 56H210V55H209ZM218 56H219V55H218ZM223 56H224V55H223ZM234 56H236V55H234ZM211 57H212V55H211ZM214 57H215V56H214ZM238 57H236V58H238ZM245 57H246V58H245ZM111 58H112V56H111ZM111 58H110V59H111ZM115 58H116V56H115L113 59H115ZM119 58L121 59V57H119ZM171 58H172V57H171ZM171 58H169V59H171ZM178 58H179V57H178ZM105 59H108V61L110 60L109 58H105ZM117 59H118V58H117ZM238 59H239V58H238ZM169 61H171V64L174 65V66H178V65L181 63V60L176 59V57H175V58H172V59L169 60ZM39 62H40V61H39ZM75 62H77V61H75ZM75 62H74V63H75ZM58 63H59V62H58ZM114 63H115V62H114ZM169 63H170V62H169ZM39 64H41V63H39ZM48 64H49L48 62H47V64L45 63V66L48 65ZM56 64H57V63H56ZM56 64H55V65H56ZM76 64H77V63H76ZM111 64H113V63L111 62ZM118 64H119V63H118ZM120 64H121V63H120ZM218 64H219V63H218ZM220 64H222V63H220ZM234 64H235V63H234ZM236 64H237V63H236ZM59 65H60V64H59ZM74 65H75V64H74ZM113 65H114V64H113ZM224 65H225V64H224ZM48 66H50V64H49ZM57 66H58V64H57ZM75 66L77 67V65H75ZM122 66H123V65H122ZM228 66H229V65H226L225 67H228ZM235 66H236V65H235ZM41 67H42V64H41ZM41 67H40V69H41ZM50 67L52 68V66H50ZM53 67H55V66H53ZM76 67H75V68H76ZM110 67H112V65H111ZM117 67H118V66H117ZM123 67H124V66H123ZM214 67H215V66H214ZM233 67L236 68V70H234ZM240 67H241L242 69H240ZM43 68H44V67H43ZM46 68H47V67H46ZM72 68H73V66H72ZM118 68H119V67H118ZM178 68H179V67H178ZM180 68H181V67H180ZM197 68H199V67H197ZM197 68H194V70H193V71H196V72H193V71L191 70V71L193 72L192 76L190 75V73H189L188 70H186V69H185V70H182V71H183V74H181L182 71H181V73H180V71H179V74H181L182 77H180V76H181V75H180V76L178 77V81H179V82L176 81L175 83H176V84H179V83H180V84H184V82H185V80L187 79L188 75H189V77H188L189 79H190L191 77H193V75H194L196 78H194L193 80H196V79H197V80H198V83L200 82V84H207V83L209 84V82H215V81H218V80H219V79H217V80L212 81L213 79H216V78H214V77H215L214 75H215L216 72H215V71H212V72H214V74H213V75H210V72H211L210 67H209V68L205 67L206 70L204 69V71H202L200 68H199V70H196ZM203 68H204V67H203ZM53 69H55V68H53ZM73 69H74V68H73ZM190 69H191V68H190ZM207 69H209V70L207 71ZM212 69H214V68H212ZM237 69H238V70H237ZM51 70H52V69H51ZM71 70H72V69H71ZM115 70H116V69H115ZM118 70H120V69H118ZM239 70H241V71H239ZM209 71H210V72H209ZM76 72H77V71H76ZM76 72H75L74 74H76ZM81 72H82V71H81ZM120 72H121V70H120ZM120 72H118V73L116 72V73L119 75ZM227 72H228V74H227ZM78 73H79V72H77V74H78ZM116 73H115V74H116ZM79 74H81V73H79ZM68 75L70 76V74H68ZM120 75H121V73H120ZM120 75H119V76H120ZM125 75H126V74H125ZM125 75H124V76H125ZM227 75H229V76H227ZM69 76H68V77H69ZM79 76H80V75H79ZM79 76H78V77H79ZM85 76H86V75H85ZM114 76H116V75H114ZM190 76H191V77H190ZM225 76H224V77H225ZM78 77H76V75H74L73 78H78ZM82 77H83V74H82V76H81V79L79 78L80 81H82V79L85 80V79H84L85 77H83V78H82ZM99 77H100V76H99ZM99 77H98V78H99ZM107 77H108V76H107ZM116 77H117V76H116ZM120 77H121V76H120ZM69 78H71V77H69ZM86 78H89V77L86 76ZM104 78H105V77H104ZM111 78H112V77H111ZM111 78H110V79L105 78V79H106V80H111ZM113 78H114V77H113ZM113 78H112V80H113ZM118 78H119V77L114 78V80H115V79L118 80ZM126 78H127V75L125 76V79H126ZM217 78L223 79V78H221V77H217ZM93 79H96V78H92V79L90 78V79H86V80L92 81ZM105 79L102 80V78H101L102 83H101V80H100V79H98V80H93V81H94V82H93V85H95L96 87L99 86L100 88H98V87H97V88L100 90V89H102L101 84L103 85V84L105 83ZM127 79H128V78H127ZM191 79H192V78H191ZM230 79H228V80H230ZM117 80H116V81H112L114 84H111V83H108V84H109V85H119V84H121V86L118 87L119 90H120V88H122L123 81H122L121 79L118 80V81H117ZM123 80H124V79H123ZM103 81H104V83H103ZM224 81H225V79H224ZM232 81H233V80H231V82H232ZM82 82H83V81H82ZM108 82H110V81H108ZM125 82H127V81L125 80ZM125 82H124V83H125ZM219 82H223V81H222V80H221V81L219 80L218 82H216V83H218V85H221V83H219ZM84 83H86V82L84 81ZM89 83H90V82H89ZM91 83H92V82H91ZM175 83H174V84H175ZM233 83H234V84H233ZM55 84H56V83H55ZM98 84H100V85H98ZM108 84H105L104 86H106V85H108ZM125 84H126V83H125ZM125 84H124V86L127 85V84H126V85H125ZM176 84H175V85H176ZM229 84H230V83H229ZM86 85H87V84H86ZM90 85H91V84H90ZM184 85H185V84H184ZM184 85H183V86H184ZM196 85H197V83H196ZM227 85H228V83H227ZM227 85H226V86H227ZM232 85L235 86V81L232 82ZM1 86H2V85H1ZM55 86H56V85H54L53 88H56ZM59 86H60V85H59ZM104 86H103V87H104ZM124 86H123V87H124ZM177 86H178V85H177ZM180 86H181V85H180ZM180 86H179V87H180ZM214 86H215V85H214ZM223 86H224V85H223ZM47 87H48V86H47ZM87 87H89V88L91 89V87L89 86V84H88ZM87 87H85V88H87ZM108 87H110V86H108ZM116 87H117V86H115L114 89H115ZM126 87H127V86H126ZM215 87H216V86H215ZM220 87H221V86H220ZM255 87H256V86H255ZM258 87H256L257 90H258ZM48 88H49V91H50L51 93H54V91H56V89H58L59 87H57L56 89H53V91H51V90H52V86H51V87H48ZM80 88H83V86L80 87ZM85 88H84V89H85ZM89 88H88V89H89ZM92 88H93V86H92ZM97 88L94 87L93 89H97ZM105 88H107V87H105ZM112 88H113V87H112ZM124 88H125V87H124ZM181 88H182V87H181ZM183 88H184V87H183ZM206 88H209V86L206 87ZM211 88H212V87H211ZM225 88H226V87H225ZM260 88H259V89H260ZM50 89H51V90H50ZM62 89H63V88H62ZM116 89H117V88H116ZM229 89L232 90V89H231V86H230ZM233 89H234V88H233ZM246 89H247V90H246ZM263 89H264V88H263ZM59 90H61V89H59ZM59 90H58V91H59ZM82 90H83V89H82ZM91 90H92V89H91ZM91 90H90V91H91ZM201 90H204V89H201ZM206 90H208V89H206ZM211 90H212V89H211ZM230 90H228V91H226V92H229ZM61 91H62V90H61ZM85 91H86V90H85ZM85 91L83 92L84 94H85ZM95 91H97V90H95ZM95 91H94V92H95ZM233 91H234V93L229 94L230 92H233ZM233 91H230L229 93H226V95L229 94L231 97H230V96H227L226 99L229 98L227 101L230 100V102H227V103L224 102V103H226V104L229 103L228 105H231V104H232L231 107H233V106L236 105V104H237L238 106H240L241 103H242L241 100H240L239 102H241V103L238 104V103H239V102H238L239 98L241 99V97L238 98V96H239L240 94H239L237 91H235V90H233ZM244 91H243V92H244ZM258 91H259V93H261V94H260V95L256 94V95L259 96V98H258L257 101H259V103H260L261 105H263L262 107H264V91H263V92H260V90H258ZM0 92H2V90H0ZM59 92H60V91H59ZM66 92H67V91H66ZM94 92H93V93H94ZM200 92H201V91H200ZM210 92H211V91H209V93H210ZM235 92H237L238 96H236L237 94H236ZM95 93H96V92H95ZM97 93H98V92H97ZM97 93H96V95H97ZM197 93H198V92H197ZM209 93H208V94H209ZM212 93H213V92H212ZM198 94H199V93H198ZM201 94H202V92H201ZM241 94H243V93H241ZM70 95H71V94H70ZM98 95H99V94H98ZM98 95H97V96H98ZM243 95H244V94H243ZM243 95H242V97L246 96V94H245L244 96H243ZM247 95H250V94H247ZM256 95H255V96H256ZM0 96H2V94H1ZM91 96H92V94H91ZM91 96H89V98H90ZM94 96H95V95H94ZM94 96H92V97H94ZM97 96H96V97H97ZM196 96H197V95H195V97H196ZM203 96H204V95H203ZM203 96H201V97L203 98ZM205 96H207V92H206ZM253 96H254V95L252 94L251 97H253ZM255 96L253 97V99H255V98L257 99V97H255ZM5 97H6V96H5ZM5 97H3V98H5ZM70 97H72V95H71ZM197 97H200V95L197 96ZM208 97L210 98V94H209V96H207V98H208ZM248 97H249V96H248ZM0 98H2V97H0ZM72 98L74 99V97H72ZM81 98H82V97H81ZM81 98H79V99H81ZM178 98H180V97H178ZM190 98H191V97H190ZM205 98H206V97H205ZM245 98H247V97H245ZM87 99H88V98H87ZM121 99H122V98H121ZM174 99L177 100V98H174ZM174 99H173V101H174ZM180 99H184V98H180ZM180 99H178L179 101H177V103L183 101V100L180 101ZM188 99H189V98H188ZM188 99H187V100H188ZM242 99H243V98H242ZM7 100H8V99H7ZM76 100H77V98H76ZM83 100H84V99H83ZM92 100H93V99H92ZM92 100H89V101H92ZM122 100H124V99H122ZM160 100H161V99H160ZM162 100H165V99H162ZM170 100H172V99H170ZM170 100H169V101H170ZM184 100H186V99H184ZM190 100H192V99H190ZM199 100H201V99H199ZM206 100H209V99H206ZM206 100H203V99H202L201 101H204V104H206V103H205ZM243 100H244V99H243ZM250 100H251V99H250ZM1 101L3 102V101H5V100H1ZM74 101H75V100H74ZM74 101H73V102H74ZM87 101H88V100H87ZM120 101H121V100L119 99V103L123 104V103H122L123 101H122V102H120ZM167 101H168V100H167ZM169 101H168V103H169ZM193 101H194V100H193ZM196 101H197V100H196ZM225 101H226V100H225ZM245 101H246V100H245ZM247 101H248V100H247ZM252 101H253V100H252ZM71 102H72V101H71ZM77 102H78V101H77ZM80 102H81V101H80ZM83 102H84V101H83ZM83 102H82L81 104H84V105H85V104L87 103V102H86V103H83ZM156 102H157V101H156ZM160 102H163V101H160ZM165 102H166V101H165ZM191 102H192V101H191ZM210 102H211V101H208V102H207V105H208V103H210ZM249 102H250V101H249ZM0 103H1V102H0ZM9 103H10V101H9ZM89 103L92 104V102H89ZM124 103H127V102H124ZM170 103H171V102H170ZM170 103H169V104H170ZM173 103H176V102L174 101ZM250 103H251V102H250ZM259 103H258V104H259ZM5 104L8 105L7 103H5ZM75 104H79V103H75ZM75 104H74V105H75ZM157 104H160V103H157ZM162 104H163V103H162ZM181 104H184V102L181 103ZM185 104H188V103H185ZM233 104H234V105H233ZM243 104H245V103H243ZM243 104H242V105H243ZM252 104H253V103H252ZM255 104H256V103H255ZM255 104H253V105H255ZM258 104H257V105H258ZM0 105H1V104H0ZM10 105H11V104H10ZM10 105H8V107H10ZM72 105H73V104H72ZM92 105H93V107H95L94 104H92ZM92 105H91V106H92ZM118 105H119V104H118ZM118 105H117V106H118ZM163 105L165 106V104H163ZM179 105H180V104H179ZM179 105H178V106H179ZM191 105H192V104H191ZM191 105H190V106H191ZM224 105H225V104H224ZM237 105H236V106H237ZM3 106H4V105H3ZM11 106H12V105H11ZM13 106H14V105H13ZM13 106H12V107H13ZM76 106H77V105H76ZM78 106H79V105H78ZM81 106H82V105H81ZM119 106H121V105H119ZM164 106H163V108H162V107H161V108L164 109ZM236 106H235V107H236ZM238 106H237V107H238ZM1 107H2V105H1ZM4 107H5V106H4ZM6 107H7V106H6ZM6 107H5L4 109H6ZM8 107H7V108H8ZM88 107H90V106H88ZM93 107H91V108L93 109ZM165 107L169 109V107H167V103H166V106H165ZM170 107H172V106H170ZM180 107H181V106H180ZM184 107H185V106H184ZM187 107H188V106H187ZM187 107H186V108H187ZM231 107L229 108V110L231 109ZM235 107H233V108H235ZM252 107H253V106H252ZM81 108H82V107H81ZM85 108L87 109V107H85ZM91 108H88V109H91ZM117 108H118V107H117ZM121 108H123V107L121 106ZM173 108H175V105H174ZM173 108H171V109H173ZM182 108H183V107H182ZM186 108H184V110H185ZM233 108H232V109H233ZM240 108H241V106H240ZM240 108L238 107L237 109L239 110ZM9 109H10V108H9ZM9 109H8V110H9ZM11 109H12V108H11ZM82 109L84 110V107H83ZM82 109H80L81 112H83ZM86 109H85V111H86ZM95 109H98V108H95ZM168 109H167V110H168ZM187 109H188V108H187ZM187 109H186V110H187ZM224 109H225V106H224ZM227 109H228V108H227ZM232 109H231V110H232ZM235 109H236V108H235ZM235 109H234V110H235ZM237 109H236V110H237ZM8 110H7V111H8ZM12 110H13V109H12ZM93 110H94V109H93ZM98 110H99V109H98ZM179 110H181V108H180ZM188 110H190V108H189ZM229 110H228V111H229ZM236 110H235L236 113H234V114H236V115H237L236 118H237L239 121H241V123H243V124L246 126L245 128L248 127L247 129H249V130H253V132H254L255 130H256V131L261 130V132H262V131L264 132V114H263V115L261 114L263 111L260 112V113H258L259 115H258V114H257V115L254 114V115H253V114H248L247 111H245V113H240V110H239V113H237L238 111H236ZM90 111H91V113H92V110H90ZM96 111H97V110H96ZM171 111H172V112L175 111V113L177 112L176 109H175V110H171ZM181 111H182V110H181ZM9 112H11V111H9ZM166 112H170V111L168 110V111H166ZM179 112H180V111H179ZM186 112H188V111H186ZM224 112H226V111L223 110V113H224ZM233 112H234V111H233ZM242 112H244V111H242ZM246 112H247V114H246ZM84 113H86V112H84ZM84 113H83V114H84ZM88 113H90V112H88ZM93 113L95 114V110L93 111ZM125 113H126V112H125ZM175 113H174V114H175ZM230 113H232V112H230ZM6 114H7V113H6ZM45 114H48V113H45ZM94 114H93V115H94ZM142 114H144V113H142ZM168 114H169V113H168ZM168 114L166 113L165 115H168ZM176 114L178 115V112H177ZM180 114H181V113H180ZM184 114H185V113H184ZM184 114L182 113L181 116H183ZM205 114H206V115H205ZM205 114H204L205 116L203 115L204 118H205V119H210V117H211L212 114H211V113H205ZM81 115H82V113H80V116H81ZM95 115H96V114H95ZM123 115H124V114H123ZM123 115H120V116H123ZM126 115H127V114H126ZM144 115H146V114H144ZM177 115H175V116H177ZM224 115H225V113H224ZM227 115H230V114H227ZM232 115H233V114H232ZM7 116L10 117V114L7 115ZM7 116H5V111H3V108H2V109L0 110V126H4L3 124H5V122L8 123V121H7L8 118L5 119V117H7ZM52 116H53V115H52ZM87 116H88V115L84 116V118L87 117ZM90 116H92V114H91ZM120 116L117 117V119H118V118L121 119ZM154 116H156V115H154ZM163 116H164V115H163ZM169 116H170V114H169ZM172 116H174V115L171 114V117H172ZM184 116H185V115H184ZM212 116H213V115H212ZM220 116H221V115H220ZM220 116H219V119H221V117H222V116H221V117H220ZM97 117H100V116H97ZM123 117H124V116H123ZM123 117H122V118H123ZM127 117H128V116H127ZM141 117H142V115H141ZM144 117H146V116H144ZM144 117H142V118H144ZM158 117H159V116H158ZM158 117H157V118H158ZM214 117H217V116H213V119H214ZM230 117H231V115H230ZM230 117H229V118H230ZM234 117H235V116H232V118H234ZM46 118H47V117H46ZM84 118H83V119H84ZM87 118H89V116H88ZM105 118H107V117H105ZM137 118H139V119H136V120H141V119H142V118L140 119V117H138V116H137ZM160 118H163V117H160ZM167 118H169V117H167ZM200 118H202V117H199V120H200ZM226 118H227V117H226ZM232 118L230 119L231 121H232ZM33 119H34V118H33ZM39 119H41V118H39ZM39 119H38V120H39ZM43 119H45V118L43 117ZM50 119H52V118H50ZM99 119H100V118H99ZM151 119H152V117H151ZM153 119H154V117H153ZM155 119H156V118H155ZM158 119H159V118H158ZM169 119H171V118H169ZM174 119H176V118H174ZM178 119H179V118H178ZM217 119H218V117H217ZM222 119H223V117H222ZM222 119H221V120H222ZM224 119H225V118H224ZM224 119H223V120H224ZM10 120H11V119H10ZM88 120H89V119H88ZM103 120H105V119H103ZM115 120H116V119H115ZM146 120L148 121L147 118H146ZM166 120H167V119H166ZM179 120H180V119H179ZM181 120H182V119H181ZM185 120H186V119H185ZM225 120H226V119H225ZM225 120H224V122H225ZM41 121H42V120H41ZM83 121H84V120H83ZM107 121H108V120H107ZM117 121H120V120H117ZM123 121H124V120H123ZM126 121H128V120H126ZM141 121H142V120H141ZM144 121H145V120H144ZM150 121H155V120H150ZM150 121H148V123H149ZM158 121H160V120H158ZM168 121H169V120H168ZM170 121H171V120H170ZM183 121H184V119H183ZM192 121H193V120H192ZM200 121H202V122H200ZM200 121H199L200 124H202V123L204 124V123H205L204 121H206V120L203 121V120L201 119ZM207 121H210V120H207ZM214 121H216V119H214ZM219 121H220V120H219ZM226 121H227V120H226ZM228 121H229V120H228ZM239 121H237V122L240 124ZM42 122H43V121H42ZM44 122H45V120H44ZM48 122H51V120H50V121L46 120V123H48ZM93 122H94V121H93ZM97 122H98V121H97ZM101 122H102V120H101ZM109 122H110V121H109ZM135 122H136V121H135ZM142 122H143V121H142ZM142 122H141V123H142ZM162 122H163V120H162ZM176 122L178 123V121H176ZM179 122H180V121H179ZM185 122H186V121H185ZM212 122H213V121H212ZM216 122H217V121H216ZM229 122H230V121H229ZM229 122H228V123H229ZM234 122H236L235 119L233 120V124H235ZM103 123H105V122H103ZM103 123H102V124H103ZM107 123H108V122H107ZM114 123H115V122H114ZM118 123H119V122H118ZM118 123H117V124H118ZM121 123H122V122H121ZM125 123H126V122H125ZM127 123H128V122H127ZM130 123H131V122H129V124H130ZM132 123H133V122H132ZM137 123H139V125H142V124H140V121H138ZM144 123H145V122H144ZM155 123H156V122H155ZM168 123H169V122H168ZM194 123H195V121H194ZM217 123H218V122H217ZM226 123H227V122H226ZM231 123H232V122H231ZM9 124H10V123H9ZM31 124H32V123H31ZM40 124H41V123H40ZM42 124H43V125H40L39 127H44V126H45V123H42ZM49 124H50V123H49ZM49 124H48V125H49ZM158 124H159V123H158ZM165 124H166V122H165ZM165 124H164V125H165ZM170 124H172V123H170ZM203 124H202L201 126H203ZM209 124H210V122L207 123V125H209ZM212 124H213V123H212ZM229 124H230V123H229ZM50 125H53V124H50ZM96 125H97V124H96ZM108 125H109V124H108ZM112 125H113V124H112ZM115 125H116V124H115ZM115 125H114V128H115ZM127 125H128V124H127ZM127 125H126V126H127ZM130 125H131V124H130ZM134 125H135V124H134ZM139 125H136V126H139ZM145 125H146V123H145ZM145 125H142L141 127H135V126H132L133 128H134V127L136 128V129H134V130H132V129H133L132 127H130V128H132V129H130V130L128 129V130H127V128H125V127L123 126V127L127 130V131L124 130V132H127L128 135H129L128 140L130 139V144L127 145V147L125 146L126 148L123 146V147L125 148V149L123 148V151H122L121 149H119V153L116 151V150H118V149H115V147L112 148V146L109 145L110 147H108V148H110V149L112 148L111 150L114 149V151H116V152H113V154H115V153L120 154V152H122L123 155H124V156H122V157L125 158V159H123V160H126V158L128 159L130 155H132V156H136V155H137V156H138V154H136V153H139V152H142V151L145 152L144 150H145V148H146V146H147V142H148V141L150 142L149 139H150V137H151L150 134H148V133L151 132V135H153L152 133H154L153 130H151V129H150L151 131H147L148 129L146 130L145 128H143ZM148 125H149V124H148ZM164 125H163V126H164ZM207 125H206V126H207ZM215 125H216V124H215ZM237 125H238V124H237ZM241 125H242V124H240V126H241ZM244 125H243V126H244ZM98 126H101V125H98ZM103 126L105 127V124H104ZM149 126H150V125H149ZM157 126H159V125H157ZM209 126L212 127V125H209ZM216 126H217V125H216ZM219 126L221 127V124H220ZM226 126H227V125H226ZM228 126H229V125H228ZM230 126H233V125L230 124ZM238 126H239V125H238ZM240 126H239V127H240ZM243 126H242L241 128H243ZM5 127H6V126H5ZM31 127H32V126H31ZM49 127H50V126H47V128H49ZM51 127H52V126H51ZM106 127H110V125H109V126H106ZM106 127H105V128H106ZM112 127H113V126H112ZM127 127H128V126H127ZM145 127L148 128V126H145ZM165 127H166V126H165ZM170 127H171V126H170ZM170 127H169V128H170ZM207 127H208V126H207ZM211 127H209V128H211ZM213 127H214V126H213ZM217 127H218V126H217ZM233 127H234V126H233ZM0 128H1V129H0V133H1V132H2V133L5 132V131H4L5 128H3V127H0ZM37 128H38V126H37ZM37 128H36V129H37ZM54 128H55V127H54ZM67 128H68V127H67ZM101 128H102V127H101ZM174 128H175V127H174ZM39 129H42V128H39ZM102 129H103V128H102ZM109 129H111V128H109ZM116 129H118V128H117V125H116ZM116 129H114V130L116 131ZM121 129H123V128L121 127ZM121 129H120V130H121ZM144 129H145V130H144ZM170 129H171V128H170ZM211 129H212V128H211ZM211 129H210V130H211ZM213 129H214V128H213ZM47 130H48V129H47ZM66 130H67V129H66ZM204 130H209V129H207V128L205 127V129H203V131H204ZM210 130H209V131H210ZM219 130H220V129H219ZM245 130H246V129H245ZM36 131H39V130H36ZM45 131H46V130H45ZM68 131H70L69 128H68ZM68 131H67V134H65V133H63V134L68 136L70 133H72V132L69 133ZM128 131H129V132H128ZM168 131H170V130H168ZM214 131H216V130H214ZM223 131H224V130H223ZM226 131H227V130H226ZM226 131L224 132V134L226 133ZM229 131H230V130H229ZM247 131H248V130H247ZM40 132H42V131H40ZM46 132L48 133V131H46ZM49 132H50V130H49ZM99 132H100V131H99ZM101 132H102V131H101ZM120 132H123V131L121 130ZM199 132H200V131H199ZM211 132H212V131H211ZM216 132H220V131H216ZM216 132H215V133H216ZM248 132H250V131H248ZM248 132H246V133H248ZM258 132H260V131H258ZM43 133H45V132L43 131ZM60 133H62V132H60ZM60 133H59V134H60ZM68 133H69V134H68ZM196 133H197V132H196ZM200 133H202V132H200ZM206 133H207V131H206ZM208 133H210V132H208ZM215 133H214V134H215ZM231 133H232V132H231ZM251 133H252V132H250L249 134H251ZM59 134H58V135H59ZM117 134H121V133H116V135H117ZM122 134L125 135L124 133H122ZM122 134H121V135H122ZM147 134H148V135H147ZM202 134H203V133H202ZM216 134H217V133H216ZM226 134H228V133H226ZM234 134H235V133H234ZM58 135H57V136H58ZM98 135H99L98 137H100L101 134L99 133ZM102 135H103V134H102ZM102 135H101L100 138H102ZM104 135H105V134H104ZM113 135H115V134H113ZM123 135H122V136H119L120 141L122 140L121 137H123V138L125 137V136H123ZM128 135H127V137H128ZM154 135H155V134H154ZM154 135H153V137H154ZM165 135H167V134H165ZM165 135H164V136H165ZM230 135H232V134H230ZM230 135H229V136H230ZM69 136H70V135H69ZM197 136H200V134L197 135ZM201 136H202V135H201ZM206 136H207V135H206ZM210 136H213V135H210ZM218 136H219V135H217V137H218ZM224 136H225V135H224ZM58 137H59V139H60V138L63 137V136H61V137L58 136ZM109 137H110V136H109ZM109 137H108V138H109ZM115 137H116V136H115ZM117 137H118V136H117ZM167 137H168V136H167ZM195 137H196V136H195ZM204 137H205V134H204ZM207 137H209V136H207ZM227 137H228V136H227ZM227 137L225 138L226 140L224 139V140H225L224 142H215L214 144H212V142H211V145H213V147L210 146V143H208L209 145H207V143H206L205 146H203V145H202V146L205 148V150H206V146L211 147V149L213 148L212 150H215V149L217 150L218 145L221 144V143H223V144H221V147H220V145H219V148H222V149H223L224 146H226V145L229 144V143H228V142H229L228 139H229L230 137H229V138H227ZM235 137H236V136H235ZM247 137H248V136H247ZM125 138H126V137H125ZM210 138L212 139V137H210ZM56 139H57V138H56ZM62 139H63V138H62ZM105 139H106V138H105ZM114 139H115V138H114ZM114 139H112V141H113ZM117 139H118V138H117ZM155 139H156V138H155ZM164 139H165V138H164ZM208 139H209V138H207L206 140H208ZM213 139H216V138L214 137ZM217 139L220 140V141H223L222 139H219V137H218ZM230 139H231V138H230ZM236 139H237V138H236ZM247 139H248V138H247ZM54 140H55V139H54ZM123 140H125V139H123ZM123 140H122V141H123ZM128 140H127V138H126L125 141L128 142ZM158 140H159V139H158ZM161 140H162V139H161ZM192 140H193V139H192ZM195 140H197V139H195ZM203 140H205V139H203ZM203 140L201 139V141H203ZM242 140H243V138H242ZM245 140H246V138H245ZM56 141H57V140H56ZM59 141H60V140H59ZM108 141H109V140H108ZM108 141H107L106 143H108ZM163 141H165V140H163ZM201 141H200V142H201ZM209 141H211V140H209ZM209 141H208V142H209ZM215 141H216V140H215ZM234 141H235V139H234ZM246 141H247V140H246ZM246 141H245V142H246ZM249 141H250V140H249ZM65 142H66V141H65ZM113 142H115V141H113ZM117 142H118V141H117ZM126 142H125V143H126ZM152 142H153V141H152ZM152 142H151V143H152ZM155 142H156V141H155ZM193 142H196V141H193ZM204 142H205V141H204ZM206 142H207V141H206ZM230 142H231V140H230ZM237 142H238V141H237ZM250 142H251V141H250ZM57 143H58V142H57ZM66 143L68 144V141H67ZM128 143H129V142H128ZM158 143H160V142H158ZM170 143H171V142H170ZM246 143H248V142H246ZM246 143H244V144H246ZM251 143H252V142H251ZM251 143H250V144H251ZM110 144H111V143H110ZM114 144H115V143H114ZM116 144H117V143H116ZM122 144H124V143H122ZM154 144H155V143H154ZM154 144H153V145H154ZM156 144H157V143H156ZM193 144H194V143H193ZM195 144H196V143H195ZM201 144H202V143H201ZM201 144H198V145H201ZM233 144H235V143H233ZM236 144H237V143H236ZM241 144H242V143H241ZM254 144H255V143H254ZM256 144H257V143H256ZM261 144H262V142H261ZM65 145H66V144H65ZM105 145H106V144H105ZM117 145H118V144H117ZM117 145H116V147H117ZM125 145H126V144H125ZM229 145H230V144H229ZM239 145H240V144H238V146H239ZM67 146H68V145H67ZM106 146H108V145H106ZM106 146H103V147H106ZM114 146H115V145H114ZM121 146H122V145H121ZM154 146H155V145H154ZM165 146H166V142H161L156 148H153V150L156 149V150H155L156 160H155V162L153 161L154 164H150V165H153V166L155 167V168H154V171H156L155 174H157V173L160 174V175H159V174L156 175L154 178H156V177H157V178L162 177V179H163V177H164V178L166 177V178H169V179H170V180H169L170 183L168 184V185H169V186H168L169 189L167 190V193H164V195H162L161 197H156V198L154 197L155 199H153V200H154V203L160 206V207H159V208H160L159 210H161L160 215L162 216V214H163L164 218H166L164 213H165V212L167 211V209H168V208H167V209H164V207L167 205V201L170 200V199H178V200H179V199H181V196L183 195V193H180V191H185V190L187 191L186 188H185V190H184L183 188H181V189H183V190H181V189L178 190V187H180V186H177V188H175L176 185L180 184V183H178V177L180 176V174H179L178 177L175 176L174 174H171L170 171H172L173 168L170 169L169 163L166 162V161L164 160V159H165V153H163V152L165 151V150H164V149H165ZM196 146H197V145H196ZM235 146H236V145H234V147H235ZM240 146H241V145H240ZM242 146H243V145H242ZM61 147H62V146H61ZM74 147L76 148V146H74ZM74 147H73V148H74ZM79 147H80V146H79ZM118 147H120V146H118ZM118 147H117V148H118ZM216 147H217V148H216ZM246 147H249V146H246ZM62 148H63V147H62ZM65 148H66V146H65ZM101 148H102V147H101ZM106 148H107V147H106ZM106 148H104V150H105ZM121 148H122V147H121ZM168 148H169V147H168ZM193 148H194V147H193ZM253 148H254V147H253ZM253 148H252V149H253ZM255 148H259V147H255ZM255 148H254V149H255ZM263 148H264V146H263L261 149H263ZM59 149H60V148H58V149H56V150L59 151ZM63 149H64V148H63ZM146 149H147V148H146ZM149 149H150V148H149ZM199 149H200V151H204V150H201V147H200ZM211 149H210V148L207 149V152H208V150H211ZM238 149H239V148H238ZM238 149H237V150H238ZM250 149H251V145H250ZM250 149H248V148H246V150L244 149V152H245L244 155H245V158H246L245 160H250V159L253 157V156H251L252 154H251L250 151H252V150H250ZM254 149H253V150H254ZM66 150H67V149H66ZM80 150H81V149H80ZM99 150H100V149H99ZM120 150H121V151H120ZM171 150H172V148H171ZM220 150H221V149H219L218 151H220ZM224 150H225V149H224ZM229 150L231 151V149H229ZM229 150H228V151H229ZM249 150H250V151H249ZM255 150H256V149H255ZM67 151H69V149H68ZM97 151H98V150H97ZM109 151H110V150H109ZM109 151H108V150L104 151L103 158L100 157V161L103 162V163H102V162H101V163H102L103 165H104V163H106V164L104 165V166H106V167H108L107 165H111V163H112V162L109 161V159H110V157H113V156H112L113 154H111V152H109ZM147 151H148V150H147ZM167 151H169V150L167 149ZM221 151H222V150H221ZM260 151H261V153H262V150H260ZM260 151H257V150H256L255 152H256V153H260ZM62 152H63V150H62ZM100 152H101V151H100ZM143 152H142V153H143ZM148 152L151 153L150 151H148ZM198 152H199V151H198ZM209 152H210V151H209ZM236 152H237V151H236ZM244 152H243V153H244ZM255 152H254V153H255ZM0 153H1V149H0ZM58 153H60V151H59ZM70 153H71V152H70ZM168 153H169V152H168ZM200 153L204 154V152H200ZM218 153H219V152H218ZM226 153H227V152H226ZM240 153L242 154V152H240ZM252 153H253V152H252ZM254 153H253V155H254ZM50 154H51V153H50ZM52 154H53V153H52ZM64 154H65V153H63L62 155L65 156L66 154H65V155H64ZM98 154H99V153H98ZM102 154H103V153L101 152V155H102ZM117 154H116V155H117ZM133 154H136V155H133ZM143 154H144V153H143ZM153 154H154V153H153ZM162 154H163L164 156H163ZM166 154H167V153H166ZM202 154H200V157H198V158H201V157H202V156H201ZM227 154H228V153H227ZM234 154H236L235 151H234ZM241 154H239V155H241ZM262 154H263V153H262ZM0 155H2V154H0ZM120 155H121V154H120ZM120 155H118V156H120ZM139 155H140V154H139ZM148 155H149V154H148ZM148 155H147V156H148ZM151 155H152V153H151ZM213 155H214V152H213L212 156H213ZM218 155H219V154H218ZM222 155L224 156V154H222ZM222 155H220V156H221V160H218V159L216 160L218 165L214 164V166L216 165L215 167L218 166V168H219L218 171H219L221 168H226V167H227L226 169H229V167H230V166L227 165V163H229V161H228V160H229V159H228V156L226 155V156L223 157ZM231 155H232V154H231ZM256 155H257V154H256ZM58 156H60V154H59ZM140 156H141V155H140ZM155 156H153V157H155ZM198 156H199V155H198ZM205 156L209 157V155H207V154H206ZM212 156L209 157V158H210V159L213 158ZM220 156H219V157H220ZM262 156H263V155L260 154V157H262ZM52 157H53V156H52ZM67 157H68V156H67ZM122 157L120 156L119 158L121 159ZM130 157H131V156H130ZM150 157H151V156H150ZM163 157H164V158H163ZM207 157H205V158L207 159ZM230 157H232V156H230ZM240 157L242 158V156H240ZM249 157H250V158H249ZM254 157H255V155H254ZM254 157L252 158V159H253L252 161H255V160H254ZM257 157H259V156H257ZM115 158H116V157H115ZM119 158L117 159V162H120V163H117V162H116L117 164H116V163H115V164L113 163V164H114L115 166H117L118 164H121V163H122L121 166H120V167H122V165H123V160L121 159L122 161H118ZM132 158H133V157H132ZM141 158H144L143 155L141 156ZM141 158H140V159H137V158H136V160L139 161V160H141ZM145 158H146V157H145ZM209 158H208V159H209ZM225 158H226V159H225ZM247 158H249V159H247ZM0 159H1V158H0ZM59 159H60V157L58 158V160H59ZM61 159H63V158H61ZM64 159H65V158H64ZM64 159H63V160H64ZM97 159L99 160V158H97ZM102 159H103V160H102ZM147 159H148V158H147ZM152 159L154 160L155 158H152ZM203 159H204V156H203ZM208 159H207V160H208ZM47 160L49 161V158L44 160V161H46V162H44V163H45V166H44L45 169H43V166H42V167H41V166H38V167L41 168L42 170H45V172H46L45 175H47V172H48V171L50 172L49 168H50V169H53V171H54V170L58 169V165H60V164H61L62 167H64L63 169H66V167L69 166V165H68V166H63V165H65V164H63V161H62V160H61L62 163H60L61 161H58V163H59V164H58V163L56 162V161H57L56 158H54V160H53L52 162H51V160H52V158H51L49 163L47 162ZM113 160H114V162H115L114 157H113ZM136 160H135V158H134L133 163H134V162H137ZM143 160H144V159H143ZM145 160H146V159H145ZM148 160H149V159H148ZM166 160H168V159H166ZM200 160H202V158H201ZM213 160H215V158H213ZM222 160H223V162H222ZM231 160L233 161V159H231ZM231 160H230V161H231ZM241 160H242V159H241ZM256 160H257V159H256ZM260 160H264V158H263V159H259L258 161H260ZM29 161H30V160H29ZM29 161H28V162H29ZM54 161H55V162H54ZM94 161H95V160H94ZM104 161H105V162H104ZM111 161H112V160H111ZM131 161H132V160H131ZM150 161H151V160H150ZM208 161H212V160H208ZM208 161L206 162L207 164H208ZM227 161H228V162H227ZM232 161H231V162H232ZM242 161H243V160H242ZM258 161H257V162H258ZM124 162H127V161H124ZM139 162H140V161H139ZM139 162H138V163H139ZM199 162H201V161H199ZM202 162H203V160H202ZM212 162H213V161H212ZM226 162H227V163H226ZM240 162H241V161L239 160V163H240ZM243 162H244V161H243ZM245 162H246V161H245ZM260 162H263V161H260ZM20 163H21V162H20ZM30 163H31V161H30ZM46 163H48V164H46ZM98 163H99V165H101L100 162H98ZM109 163H110V164H109ZM128 163H129V162H128ZM133 163H131V164L133 165ZM142 163H143V162H142ZM170 163H171V162H170ZM203 163H204V162H203ZM206 163H204V164H206ZM210 163H211V162H210ZM210 163H209V164H210ZM214 163H215V162H214ZM232 163H233V162H232ZM239 163H238V164H239ZM241 163H242V162H241ZM263 163H264V162H263ZM25 164H26V163H25ZM27 164H28V163H27ZM27 164H26V169L29 168L27 171H30L31 168H30V166H28ZM33 164H35V163H33ZM62 164H63V165H62ZM67 164H68V163H67ZM113 164L111 165L112 167H114ZM129 164H130V163H129ZM129 164H128V166H129ZM171 164H172V163H171ZM171 164H170V165H171ZM211 164H212V163H211ZM246 164H247V163H246ZM246 164H245V165H246ZM250 164H252V162H251ZM254 164H255V162H254ZM19 165H20V164H18V166H19ZM30 165H31V167L33 168L32 163H31ZM124 165L126 166V164H124ZM145 165H148V164L146 163ZM226 165H227V166H226ZM229 165H230V163H229ZM234 165H237V164H234ZM241 165H242V164H241ZM255 165H256V164H255ZM257 165H258V164H257ZM260 165H262V164H260ZM23 166H25V165H23ZM23 166H22V167H23ZM104 166H102L103 169H104ZM111 166H109V168H111ZM118 166H119V165H118ZM125 166H123V168H126ZM172 166H173V165H172ZM203 166H204V165H203ZM248 166H250V165H248ZM252 166H254V165H252ZM258 166H259V165H258ZM22 167H20V168H22ZM34 167H36V166H34ZM62 167H60V170L58 169V172H59V171H63V169H61ZM70 167H71V166H70ZM132 167H133V166H132ZM132 167H131V170H132ZM210 167H211V166H209V169H210ZM239 167H240V165H239ZM241 167H243V166H241ZM244 167H247V166H244ZM23 168H24V167H23ZM46 168H47V169H46ZM72 168H73V166H72ZM114 168H116V167H114ZM152 168H153V167H152ZM204 168H205V167H204ZM207 168H208V167H207ZM211 168H213V165H212ZM236 168H238V167H236ZM249 168H250V167H249ZM254 168H256V167H254ZM69 169H70V168H69ZM69 169H68V170H69ZM75 169H76V170H79L80 167H79V169H77V168H75ZM75 169H74V170H75ZM81 169H82V167H81ZM81 169H80V170H81ZM121 169H122V168H121ZM202 169H203V168H202ZM214 169H215V168H214ZM214 169H213V170H214ZM226 169H225V171H226ZM230 169H231V168H230ZM230 169H229V170H230ZM238 169H240V168H238ZM238 169H236V170H238ZM246 169H248V168H246ZM250 169H252V168H250ZM256 169H257V168H256ZM263 169H264V167H263ZM263 169H262V170H263ZM0 170H1V169H0ZM23 170H24V169H22V171H23ZM33 170H34V169H33ZM33 170H31V171L33 172ZM42 170H41V171H42ZM46 170H48V171H46ZM68 170H65V171H68ZM76 170H75V171H76ZM80 170H79V171H76V172L73 171V172L76 173V175L78 174V172H79V174H81V172L84 173L83 171H80ZM83 170H84V168H83ZM112 170H113V169H112ZM124 170H125V169H124ZM128 170H129V169H128ZM128 170H127V171H128ZM169 170H170V171H169ZM205 170H206V169H205ZM207 170H208V169H207ZM207 170H206V171H207ZM223 170H224V169H223ZM257 170H258V169H257ZM25 171H26V170H25ZM27 171H26V172H27ZM36 171L39 172L38 170H36ZM51 171H52V170H51ZM53 171H52V172H53ZM69 171H70V170H69ZM86 171H93V173L95 172L94 170H90V169H88V170H86ZM103 171H104V170H103ZM105 171H106V169H105ZM200 171H201V170H200ZM206 171H205V172H206ZM218 171H216V172H218ZM220 171H221V170H220ZM220 171H219V172H220ZM227 171H228V170H227ZM254 171H255V170H254ZM263 171H264V170H263ZM0 172H1V171H0ZM2 172H4V171H2ZM42 172H43V171H42ZM52 172H50V173H52ZM55 172H56V171H55ZM106 172H108V170H107ZM106 172H105V173H106ZM109 172L112 173V171H109ZM109 172H108V173H109ZM131 172L133 173V171H131ZM207 172H210V171H207ZM221 172H222V171H221ZM230 172L232 173V171H230ZM255 172H256V171H255ZM28 173H29V172H28ZM30 173H31V172H30ZM43 173H44V172H43ZM43 173H42V174H43ZM62 173H64V172H62ZM90 173H92V172H90ZM115 173H116V172L113 171V174H115ZM117 173H118V172H117ZM117 173H116V174H117ZM119 173H121V172H119ZM123 173H124V172H123ZM172 173H173V172H172ZM211 173H212V171H211ZM245 173H246V172H245ZM0 174L3 175V173H0ZM5 174H6V173H5ZM24 174H25V173H24ZM24 174H23V175H24ZM26 174H27V173H26ZM33 174H34V173H33ZM39 174H40V173H39ZM39 174H38V175H39ZM79 174H78V175H79ZM85 174H86V173H85ZM94 174H95V173H94ZM102 174H103V172L101 173V175H102ZM106 174H107V173H106ZM116 174H115V175H116ZM124 174H125V173H124ZM126 174H127V173H126ZM133 174H134V173H133ZM215 174H216V173H215ZM222 174L224 175V173H222ZM225 174H227V173H225ZM228 174H230V173H228ZM238 174H239V173H238ZM242 174H243V173H242ZM248 174H249V173H248ZM248 174H247V175H248ZM257 174H258V173H257ZM261 174H263V173H261ZM30 175H32V174H30ZM40 175H41V174H40ZM43 175H44V174H43ZM43 175H41V176H43ZM78 175H77V176H78ZM81 175H82V174H81ZM81 175H79V176H81ZM86 175L89 176L90 174H89V175L86 174ZM86 175H85V176H86ZM108 175H110V174H108ZM232 175H233V174H232ZM232 175H231L230 177H231V178H234L235 176L232 177ZM235 175H237V174H235ZM253 175H254V174H253ZM253 175H252V176H253ZM258 175H259V174H258ZM258 175H257V176H258ZM263 175H264V174H263ZM263 175H262V177H263ZM5 176H6V175H5ZM5 176L3 177L4 179H5ZM77 176L75 177V181H77L76 178H81V177H82V176H81V177H77ZM90 176H91V175H90ZM90 176H89L88 178H85V180L91 178ZM96 176H99V174H98V175L95 174V177H96ZM111 176H112V175H111ZM119 176H120V175H119ZM124 176H125V175H124ZM130 176H132V175H130ZM130 176H129V177H130ZM212 176H213V173H212ZM214 176H215V177H216V176L218 177V175H214ZM237 176H238V175H237ZM248 176H249V175H248ZM248 176H247V177H248ZM260 176H261V175H260ZM1 177H2V176H1ZM25 177H27V175H26ZM28 177H29V176H28ZM34 177H35V176H34ZM36 177H37V176H36ZM43 177H44V176H43ZM92 177H93V176H92ZM95 177H94V178H95ZM112 177H113V176H112ZM114 177H115V176H114ZM117 177H118V175H117ZM132 177H133V178H136V177H134V175H133ZM140 177H141V176H140ZM143 177H145V176H143ZM147 177H148V176H147ZM152 177H153V176H152ZM215 177H213V178H215ZM220 177H222V176H220ZM254 177H256V176H254ZM258 177H259V176H258ZM3 178H2V179H3ZM6 178H8V177H6ZM31 178H33V177H31ZM44 178L46 179V177H44ZM44 178H42V179H44ZM94 178H92L91 180H93ZM122 178H123V177H122ZM127 178H128V177H127ZM133 178H131V179H133ZM207 178H208V177H207ZM211 178H212V177H211ZM227 178H228V177H227ZM236 178H237V177H236ZM236 178L234 179V182H235V180H237V179H238V180H246V178H244V176H243L244 179H242L241 177H238L237 179H236ZM239 178H240V179H239ZM256 178H257V177H256ZM2 179H0V180L2 181ZM25 179H26V178H25ZM36 179H37V178H35V180H36ZM38 179H39V178H38ZM45 179H44V180H45ZM95 179H96V178H95ZM101 179H102V178H101ZM108 179H109V178H108ZM117 179H118V178H117ZM120 179H121V176H120ZM152 179H153V178H152ZM182 179H183V178H182ZM184 179H185V178H184ZM209 179H210V178H208V180H209ZM229 179H230V178H229ZM248 179H249V178H248ZM254 179H255V178H253V181H254ZM260 179H261V178H260ZM260 179H259V180H260ZM263 179H264V178H263ZM7 180H8V179H7ZM7 180H4V181H7ZM10 180H11V179H10ZM27 180H28V178H27ZM29 180H31V179H29ZM89 180H90V179H89ZM89 180H88V182H89ZM106 180H107V177H106ZM106 180H103V181L106 182ZM114 180L116 181V179H114ZM118 180H119V179H118ZM122 180H124V179H122ZM122 180H119V181H122ZM133 180H134V179H133ZM136 180H137V179H136ZM136 180H135V181H136ZM144 180H145V181L140 182V183H144V185L148 184V183L145 184V182H148V181H149V178H148V180H146V178H144ZM205 180H206V179H205ZM216 180H217V179H216ZM216 180H214V181H216ZM219 180H220V179H219ZM232 180H233V179H232ZM238 180H237V181H238ZM256 180H257V179H256ZM1 181H0V183H1ZM33 181H34V180H33ZM33 181H32V182H33ZM72 181H73V180H72ZM81 181H82V180H81ZM103 181H102V182H103ZM119 181H118V182H119ZM127 181H129V180H127ZM127 181H124V182H127ZM131 181H132V180H131ZM141 181H142V180H141ZM150 181H151V180H150ZM152 181H155V180L153 179ZM157 181H159V179H157L155 182H157ZM201 181H202V180H201ZM203 181H204V180H203ZM211 181H212V180H211ZM237 181H236V182H237ZM248 181H249V180H248ZM8 182H9V180H8ZM34 182H35V181H34ZM36 182H37V181H36ZM41 182H42V180L39 179V183L37 182V185H36V184H34V185H35V186H38V184L40 185ZM46 182H47V181H46ZM73 182H74V181H73ZM82 182H83V181H82ZM82 182H81V183H82ZM88 182H85V183H88ZM92 182H94V184L97 183V182H95V181H92ZM108 182H109V181H108ZM108 182H107V184H108ZM122 182H123V181H122ZM136 182H137V181H136ZM184 182H185V181H184ZM212 182H213V181H212ZM216 182H217V181H216ZM224 182H225V180H224ZM236 182H235V183H236ZM238 182H239V181H238ZM256 182H258V181H256ZM70 183H72V182H70ZM74 183H76V182H74ZM74 183H73V184H74ZM85 183H84V184H85ZM90 183H91V182H89L88 185H90V186L94 185V184L91 185ZM110 183H111V182H110ZM204 183H205V181H204ZM207 183H210V182H207ZM217 183H218V182H217ZM232 183H233V182H231V181L229 180V181L227 182L228 185H226V182H225V184H224L225 186L223 185V186H224V187H223L224 189H223L222 187H221L222 189L220 188L221 191H223L222 194L224 193L225 195H227V196H225V195H224V196H225V197H228V199H229V198L231 199V198L234 197V196H233V197L230 196V195H231V194H230L231 191L234 189V187H233L234 183H233V184H232ZM240 183H241V184H240V186H241V185H242L243 183H245V182L243 181V182H240ZM250 183H251V182H250ZM263 183H264V182H262V185H263ZM24 184H26V183H24ZM67 184L70 185L69 183H67ZM78 184H79V183H78ZM82 184H83V183H82ZM82 184H79L78 186H80V185H82ZM98 184H99V183H98ZM98 184H97V186H98ZM149 184H150V183H149ZM151 184H152V183H151ZM197 184H200V185H201V182L199 181V183H197ZM197 184H196V185H197ZM220 184H221V183H220ZM255 184H256V183H255ZM3 185H4V184H3ZM71 185H72V184H71ZM88 185L85 184L84 187H87ZM103 185H105V183H103ZM113 185H114V184H113ZM115 185H116V184H115ZM115 185H114V186H115ZM126 185H128V184H126ZM129 185H131V184H129ZM139 185H142V184H139ZM180 185H182V184H180ZM190 185H191V184H190ZM202 185H203V184H202ZM214 185H215V183H214ZM217 185H218V184H217ZM217 185H216V186H217ZM235 185H237V184H235ZM250 185H251V184H250ZM252 185H253V184H252ZM259 185H260V184H259ZM8 186H9V185H8ZM8 186H7V188H8ZM75 186H76V185H75ZM94 186H96V185H94ZM101 186H102V185H101ZM116 186H117V185H116ZM118 186L120 187V185H118ZM121 186H122V185H121ZM123 186H124V185H123ZM149 186H150V185H149ZM152 186H153V185H152ZM207 186H209V184H207ZM219 186H222V184L219 185ZM246 186H249V184H246ZM254 186H255V185H254ZM4 187L6 188V185H5ZM92 187H93V186H92ZM104 187H105V186H104ZM108 187H110V186H108ZM130 187H132V186H130ZM133 187H134V186H133ZM139 187H141V186H139ZM145 187H146V186H145ZM150 187H151V186H150ZM183 187H184V186H183ZM188 187H189V186H188ZM205 187H206V185H205ZM217 187H218V186H217ZM237 187H239V186H237ZM242 187H244V186H242ZM249 187H250V186H249ZM256 187H259V186H256ZM262 187H263V186H262ZM5 188H4V189H5ZM27 188H28V186H27ZM37 188H38V187H37ZM47 188H48V187H47ZM53 188H54V187H53ZM53 188H52V189H50V187L48 188V189L52 190L50 193H52V192L54 191ZM73 188H74V187H73ZM77 188H78V187H77ZM96 188H97V187H96ZM134 188H135V187H134ZM148 188H149V187H148ZM191 188H192V187H191ZM196 188H199V191L201 192L200 189H202V187H201V188H200V187H196ZM209 188H211V187H209ZM245 188H247V187H245ZM245 188H244V189H245ZM253 188H255V187H253ZM259 188H260V187H259ZM43 189L45 190V192H47L45 188H43ZM56 189H58V188L55 187V191H54L55 193H56ZM87 189H88V188H87ZM131 189H132V188H131ZM141 189H142V190H145L146 188H141ZM149 189L152 190V189H154V188H152V189L149 188ZM149 189H147L146 191H148ZM189 189H190V188H189ZM205 189H206V188H205ZM212 189H213V188H211L210 190H212ZM215 189H216V187H215ZM217 189H218V188H217ZM240 189H242V188H240ZM255 189H258V188H255ZM260 189H261V188H260ZM260 189H259V190H260ZM62 190H63V189H62ZM62 190H61V191H62ZM100 190H101V189H100ZM111 190H112V189H111ZM206 190H208V188H207ZM210 190H208V191H210ZM237 190H239V189L237 188ZM237 190L234 191V192H235V194L238 193V195H239L240 192H239V191L237 192ZM247 190H248V189H247ZM261 190H263V188H262ZM5 191H6V190H5ZM9 191H11L10 188H9ZM29 191H30V190H29ZM38 191H39V190H38ZM41 191H42V188H41ZM61 191H60V192H61ZM76 191H77V190H76ZM95 191H96V190H95ZM113 191H114V190H113ZM119 191H120V190H119ZM121 191H122V190H121ZM131 191H132V190H131ZM155 191L158 192L157 190H155ZM155 191H154V192H155ZM186 191H185V192H186ZM202 191H204V189H203ZM212 191H213V190H212ZM217 191H220V190H217ZM240 191H243V192H244V190H240ZM248 191H249V190H248ZM250 191H251V190H250ZM11 192H13V191H11ZM11 192H10V193H11ZM48 192H49V191H48ZM58 192H59V191H58ZM64 192H65V191H64ZM64 192H63V193H64ZM66 192H68V194H69V192H71V191H66ZM79 192H81V191H77L78 194H81V193H79ZM82 192H83V191H82ZM93 192H94V191H93ZM111 192H112V191H111ZM188 192H189V191H188ZM188 192H187V193H188ZM197 192H198V190H197ZM200 192H199V193H200ZM204 192L207 193L206 191H204ZM245 192H246V191H245ZM257 192H258V190H257ZM4 193H5V192L0 193V194H4ZM10 193H8V194H10ZM42 193H43V192H42ZM61 193H62V192H61ZM61 193H57V194H60V195H61ZM72 193H74L73 190H72ZM77 193H76V194H77ZM87 193H88V192H87ZM98 193H99V195H100V192H97V194H98ZM103 193H104V192H103ZM103 193H102V194H103ZM116 193H117V192H116ZM125 193H126V192H125ZM147 193H148V192H147ZM190 193H191V192H190ZM199 193H197V196H199V195H198ZM202 193H203V192H202ZM208 193H213V192H208ZM215 193L217 194V192H215ZM247 193H248V192H247ZM262 193H264V191H263ZM262 193H261V194H262ZM11 194H12V193H11ZM57 194H54V195L57 196ZM65 194H66V193H65ZM76 194H74V196H75ZM110 194H111V193H110ZM113 194H114V192H113ZM117 194H118V193H117ZM117 194H114V196H116ZM129 194H130V193H129ZM131 194H133V196H134L135 193L132 192ZM141 194H142V193H141ZM145 194H146V193H145ZM155 194H156V193H155ZM159 194H160V193H159ZM181 194H182V195H181ZM185 194H186V193H185ZM218 194H219V193H218ZM220 194H221V192H220ZM220 194L218 195V196H219V198H218L219 201H220V198H222L221 200H223V198H224L223 196L220 197ZM222 194H221V195H222ZM244 194H246V193H244ZM244 194L242 193V195H244ZM255 194H256V193H255ZM4 195H6V194H4ZM43 195H46V196H47V194H45V193H43ZM48 195H49V197L52 196L53 199H55V197H56V196L53 197V195L50 196V194H48ZM60 195H58V196H60ZM69 195H71V193H70ZM88 195H90V194H88ZM92 195H94V194H92ZM92 195H90V196H92ZM143 195H144V194H142V196H143ZM152 195H153V192H152ZM152 195H151V196H152ZM156 195H157V194H156ZM189 195L194 196L193 194H189ZM209 195H210V194H209ZM209 195H208V197H209ZM214 195H215V194H214ZM236 195H237V194H236ZM236 195H235V196H236ZM242 195H241L240 197H242ZM247 195H248V194H247ZM253 195H254V194H253ZM6 196H7V195H6ZM10 196H11V195H10ZM39 196H40V195H39ZM58 196H57V197H58ZM61 196H62V195H61ZM79 196H80V195H79ZM86 196H87V195H86ZM90 196L85 197V195L83 194V195H82V198L85 197L86 200L88 201V199L91 198ZM135 196H136V195H135ZM137 196H138V195H137ZM145 196H146V195H145ZM147 196H148V195H147ZM154 196H155V195H154ZM157 196H158V195H157ZM159 196H160V195H159ZM183 196H184V195H183ZM186 196H188V194H187ZM186 196H185V197H186ZM192 196H191V197H192ZM200 196H201V195H200ZM205 196H206V194H205ZM218 196H214V197L217 198ZM256 196H258V195H257V194L255 195V199H254L255 201L257 200V199H256ZM261 196H263V194H262ZM0 197H1V196H0ZM40 197L42 198V195H41ZM44 197H45V196H44ZM49 197L47 196V197H45V198L48 199ZM63 197H64V199H63ZM70 197H73V196H69L68 198H67V197H66V198L69 199ZM76 197H77V196H76ZM100 197H103V196H100ZM109 197H110V196H109ZM109 197H108V199H109ZM128 197H130V196L128 195ZM138 197H139V196H138ZM191 197H190V198H191ZM203 197H204V196H203ZM208 197H207V198H208ZM210 197H211V196H210ZM214 197H213V198H214ZM246 197H247V196H246ZM251 197H252V196H251ZM263 197H264V196H263ZM45 198H44V199H45ZM52 198H51V199H52ZM74 198H75V197H74ZM87 198H88V199H87ZM104 198H105V197H104ZM148 198H149V197H148ZM148 198H147V199H148ZM200 198H202V197H200ZM234 198H235V197H234ZM234 198H233L232 200H234ZM242 198H243V197H242ZM247 198H248V197H247ZM258 198H259V197H258ZM46 199H45V201H48V200L50 201V202L48 201V203H53V202H52L53 199H52V200H50V198H49L48 200H46ZM56 199H59V198H56ZM62 199H63V201H64V200H65V196H62ZM71 199H73V198H71ZM75 199H76V198H75ZM77 199H78V197H77ZM79 199H80V198H79ZM92 199H93V198H91V200H92ZM98 199H99V197H98ZM98 199H97V200H98ZM129 199H130V198H129ZM135 199H136V198H135ZM149 199H150V198H149ZM151 199H152V198H151ZM151 199H150V200H151ZM192 199H196V197H193ZM197 199H198V197H197ZM197 199H196V200H197ZM214 199H215V198H214ZM225 199H226V198H225ZM228 199H226V200H228ZM250 199H251V198H250ZM86 200L84 199L83 201H86ZM130 200H134V197H133V199H130ZM143 200H144V199H143ZM143 200H142V201H143ZM182 200L184 201L183 198H182ZM186 200H188V199L186 198ZM203 200H205V199L203 198ZM207 200L209 201V199H207ZM238 200H240L239 197H238ZM238 200L236 201L237 203H238ZM252 200H253V199H252ZM254 200H253V202H254ZM258 200L260 201V199H258ZM261 200H262V198H261ZM77 201H78V200H77ZM89 201H90V200H89ZM102 201H104V199H103ZM119 201L121 202V200H119ZM119 201H118V202H119ZM142 201H141V202H142ZM189 201H190V200H189ZM229 201H230V200H229ZM229 201H228V202H229ZM234 201H235V200H234ZM246 201H248V200H246ZM262 201H264V198H263ZM262 201H261V202H262ZM0 202H2V201H0ZM54 202H56V203H57V202H60V203H61V198H60L58 201L55 200ZM66 202L71 203V201L69 202V200H67ZM105 202H106V201H105ZM118 202H117V203H118ZM146 202H147V200H146ZM152 202H153V201H152ZM187 202H188V201H187ZM195 202H197V201H195ZM206 202H207V201H206ZM209 202H212V201H209ZM222 202H227V201H222ZM231 202L233 203V201H231ZM241 202H243V200H242ZM241 202H239V204H240ZM250 202H251L254 206L257 205L256 203H255V204H256V205H255L252 201H250ZM43 203H44V201H43ZM62 203H64V202H62ZM79 203H80L81 205L83 204V203L80 202V201H79ZM79 203L77 202V205H78ZM93 203H94V202H93ZM95 203H96V202H95ZM95 203H94V204H95ZM107 203H109V202H107ZM133 203H135V202H133ZM133 203L131 202V206L133 205ZM137 203H138V202H137ZM139 203H140V201H139ZM149 203L151 204V202H149ZM180 203H184V202H180ZM207 203H208V202H207ZM207 203L205 204V202H204L205 205H207ZM214 203H216V202H214ZM218 203H219V202H218ZM232 203H231V204H232ZM258 203H259V202H258ZM75 204H76V202H75ZM91 204H92V203H91ZM102 204H103V203H102ZM111 204H112V203H111ZM111 204H110V205H111ZM122 204H123V203H122ZM128 204H129V203H127V206H128ZM198 204H200V203H198ZM204 204L202 203L203 206H204ZM225 204H226V203H225ZM225 204L223 203L222 205H225ZM234 204H235V202H234ZM245 204H246V203H245ZM1 205H3V204H1ZM57 205H58V206L60 205L59 207L62 208V207H61L62 204H59V203H58ZM64 205H65V203H64ZM72 205H74V204L72 203ZM77 205H76V206H77ZM83 205L86 206V203H84ZM83 205H82V206H83ZM95 205H96V204H95ZM95 205H94V206H95ZM98 205H100V204H98ZM112 205H113V204H112ZM116 205H118V204H116ZM137 205H138V204H134L133 207H134V206H136V207H140V206H139L140 204H139L138 206H137ZM153 205H154V204H153ZM157 205H155V206H157ZM168 205H170V204H168ZM181 205H182V204H181ZM212 205H216V204H212ZM217 205H219V204H217ZM243 205H244V204H242V206H243ZM246 205H247V204H246ZM258 205H259V204H258ZM261 205H262V204H261ZM3 206H4V205H3ZM52 206H56V204H55V205H52ZM58 206H56V207H58ZM74 206H75V205H74ZM82 206H81V207H82ZM107 206H108V205H107ZM118 206H119V205H118ZM129 206H130V205H129ZM129 206H128V208H130ZM142 206H143V208H144V205H143V204H142ZM178 206H179V205H178ZM210 206H211V205H210ZM219 206H220V205H219ZM226 206H229V204L227 203V205H225V206H220V207H222V209H223V207H225V209H227V211L230 210V209H228V208H232V209H234V207H235V206L232 207V205H231V207H228V208H227ZM236 206H238V204H237ZM240 206H241V204H240ZM4 207H5V206H4ZM9 207H10V206H8V208H9ZM59 207H58V208H59ZM78 207H79V206H78ZM78 207H76L77 210L80 209V208L78 209ZM83 207H84V206H83ZM96 207H99V206H95V210L97 209ZM100 207H101V206H100ZM104 207H105V206H104ZM124 207H125V206H124ZM133 207H131V208H133ZM136 207H135V208H136ZM149 207L151 208V206H149ZM157 207H158V206H157ZM208 207H209V204H208ZM213 207H215V206H213ZM260 207H261V206H260ZM262 207H264V206H262ZM5 208H6V207H5ZM76 208H75V209H76ZM86 208H88V206H87ZM90 208H91V207H90ZM90 208H88V209H90ZM119 208H120V207H119ZM140 208H141V207H140ZM145 208H147V207H145ZM150 208H149V209H150ZM209 208H210V207H209ZM235 208H236V207H235ZM241 208H242V207H241ZM249 208H252V207H249ZM1 209L3 210V208H1ZM1 209H0V210H1ZM75 209H74V211H76ZM81 209H82V208H81ZM81 209H80V210H81ZM88 209H87V210H88ZM93 209H94V208H93ZM114 209H115V208H114ZM120 209H121V208H120ZM120 209H119V210H120ZM149 209H148V210H149ZM154 209H155V208H154ZM179 209H180V208H179ZM204 209H205V208H204ZM211 209H213V208H211ZM242 209H243V208H242ZM242 209H241V210H242ZM256 209H258V208L256 207ZM261 209H262V208H261ZM5 210H6V209H5ZM80 210H79V211H80ZM85 210H86V209H85ZM104 210L106 211V208H105ZM107 210H108V209H107ZM109 210H111V209H109ZM112 210H113V209H112ZM116 210H117V209H116ZM123 210L126 211L125 209H123ZM127 210H128V209H127ZM139 210H140V209H139ZM139 210H137V211L139 212ZM142 210H143V209H142ZM156 210H157V209H155V211H156ZM159 210H157V213H159V212H158ZM168 210H171V209H168ZM173 210H174V208H173ZM173 210H172V211H173ZM202 210H203V209H202ZM205 210H206V209H205ZM234 210H235V209H234ZM239 210H240V209H239ZM239 210H238V211H239ZM243 210H244V209H243ZM245 210H246V208H245ZM249 210H250V209H249ZM262 210H263V209H262ZM262 210H261V211H262ZM131 211H132L133 214H135V212H133V211H135V209H134V210H131ZM151 211H153V210H150V212H151ZM174 211H177V210H174ZM178 211H179V210H178ZM223 211H224V210H223ZM236 211H237V210H236ZM246 211H247V210H246ZM250 211H251V210H250ZM253 211H256V212H257L258 210H253ZM77 212H78V211H77ZM77 212H76V213H77ZM80 212H82V211H80ZM80 212H78V213H80ZM128 212H130V211H128ZM128 212H127V213H128ZM138 212H137V213H138ZM146 212H147V211H146ZM162 212H163V213H162ZM179 212H180V211H179ZM221 212H222V211H221ZM230 212H231V211H230ZM241 212H242V211H241ZM106 213H107V212H106ZM117 213H118V212H117ZM151 213H152V212H151ZM157 213H156V215H158ZM161 213H162V214H161ZM176 213H177V212H176ZM201 213H202V212H201ZM203 213H204V212H203ZM203 213H202V214H203ZM211 213H213V212H211ZM211 213H210L209 215H211ZM216 213H219V212H216ZM216 213H215V214H216ZM225 213H227V212H225ZM228 213H229V212H228ZM232 213H235V212L233 211ZM238 213H239V212H238ZM244 213H245V212H244ZM250 213H252V212H250ZM261 213H263V212H261ZM82 214H83V213L78 214V215L83 216L84 214H83V215H82ZM107 214H110V213L108 212ZM107 214H106V217H107ZM112 214H113V213H112ZM112 214H111V215H112ZM115 214H116V212H115ZM115 214H114V215H115ZM121 214H122V213L118 214V216L121 215ZM123 214H125V213H123ZM133 214H132V215H133ZM141 214H142V212H141ZM145 214H146V213H145ZM154 214H155V212H154ZM154 214H153V216H155ZM204 214H205V213H204ZM215 214H212V215L214 216ZM220 214H221V213H219V215H220ZM229 214H230V213H229ZM247 214H248V213H247ZM252 214H253V213H252ZM252 214H251L250 216H253ZM256 214L258 215V214H260V213H256ZM116 215H117V214H116ZM129 215H130V214H129ZM142 215H144V214H142ZM222 215H223V213H222L220 216H218L217 218H213L212 221L209 220V221L211 222V223H209V226H207L208 223H207V225H205V226H207L208 228L205 227L204 225H202V226H204V227L207 228V229H209L210 227H212V228L210 229L211 231L207 233L208 235H207V234H206V235H202L201 233H203V232H201V233H199V234H201V235L204 236L205 238H206V236H207V239L210 238V237H212V236H218V237H220V239H222V238L225 237V238H226V239H224L225 242H226L227 239H229V236H230V240L232 239V237L235 236L234 240L237 239V241H236V240H235V241H236V243H237V242L239 243V244H237L238 246L241 245V244L247 243L250 239H252V240L255 239V238H252L251 236H248V234H247V235H244V233H245V232H244V231H245V228H246V230H247V227L244 228V231H243V229L240 230V232H241V231L243 232V233L241 232L242 234H240L239 231H238V232H235V231H234L235 229H233L234 227L231 228V231L229 232V230H230L229 228L232 227V226H234V225H231V226L229 225V226H230L229 228L226 226L228 229H226V227H224V226H225V225H228V224H226L227 222H231V223H233V222H232V219H231V217H229V218L231 219V221H227V222L223 223V222H222V221H223V219H222ZM231 215H232V214H231ZM231 215H230V216H231ZM244 215H245V214H244ZM248 215H249V214H248ZM254 215H255V214H254ZM261 215H262V214H261ZM1 216H3V215L1 214ZM1 216H0V217H1ZM84 216H85V215H84ZM130 216H131V215H130ZM136 216H137V215H135V216H133V217L131 216V217H132V218L135 217V219H136ZM138 216L141 217V215H138ZM146 216H150V219H151L152 222H153V221H156L155 219L153 220V219L151 218V217H152L151 214H150V215H147V214H146L144 217L146 218ZM163 216H162V217H163ZM196 216H197V215H196ZM198 216H199V215H198ZM239 216H240V215H238V217H239ZM242 216H243V215H242ZM259 216H260V215H259ZM262 216H264V215H262ZM262 216H260V218H263ZM115 217H116V216H115ZM119 217H120V216H119ZM121 217L123 218L124 216H121ZM128 217H129V216H128ZM139 217H138V218H139ZM155 217H156V216H155ZM159 217H160V216H159ZM168 217H169V216H167V218H168ZM170 217H171V216H170ZM199 217H200V216H199ZM209 217L212 218L211 216H207V219H210ZM214 217H215V216H214ZM236 217H237V215H236ZM236 217H235V218H236ZM240 217H241V216H240ZM245 217H246V216H245ZM245 217L240 218V219H245ZM254 217H255V216H254ZM3 218H4V216H3ZM111 218H112V216H111ZM113 218H114V217H113ZM148 218H149V217H148ZM153 218H154V217H153ZM164 218H163V220H164ZM175 218H176V217H175ZM175 218L173 217V218L171 219V220H173V221H171V220L169 219L171 222H174V223L171 225V226H173V227H172V229L170 228L171 231H169L168 234L166 233L167 231L164 232V233L167 234V235H165V236L163 235L164 237H166V236L168 237V236H169L168 238L166 237V240L163 239L162 237H161V238H157V239H153L154 237L151 238L153 242H154V240H155V243H157V244L154 243L155 245L153 246V247H154V248H153V247H151V245H153V244H152V241H151V239L149 238V239H150V249H147V250L150 251V250L152 249V250L154 251V252H153V254H154V253H156L155 250L157 251V249H158V252H159V253H157V254H159V260H157V261H158V264H159V263H160V264H177L176 261L174 262V260H178L181 256L179 255L180 257L177 258L175 255L179 254V253H180L179 251L182 252V251H186V250H187V249H183V250H182V248H181V250H179V249H177V247H178V245L182 242V240L184 239V237L189 233V231H190L191 229L193 230V228H191V225H192V224H196V223H193V222H194V221H193V218L190 219V217H188L187 215H184V216L182 215V216L179 218V220L177 221V223L179 222L178 224L175 223V222H176ZM223 218H224V217H223ZM226 218H227V219H225V221L229 219L228 216H227ZM252 218H253V217H252ZM260 218H259V219H260ZM5 219H6V218H5ZM5 219H4V220H5ZM87 219H88V218H87ZM106 219H107V218H106ZM129 219H130V218H129ZM129 219H128V220H129ZM150 219H149V221H150ZM156 219H158V221L160 220V219L157 218V217H156ZM205 219H206V218H205ZM205 219H202V220H201L202 223H199V224H198V222H197V225L205 224V223H203V220H204V221L207 220V219H206V220H205ZM240 219H237V220H240ZM248 219H250L249 216L247 217V220H248ZM0 220H1V219H0ZM2 220H3V219H2ZM4 220H3L4 224L7 223V222L4 221ZM7 220H8V218H7ZM37 220H38V219H37ZM113 220H114V219H113ZM121 220H123V219H121ZM128 220H127V221H128ZM132 220H134V219H132ZM140 220H141V219H140ZM163 220H161V221H163ZM169 220H165V221H167L166 223H168ZM174 220H175V221H174ZM195 220H197V219H195ZM233 220H234V217H233ZM254 220H256V218H255V219L253 218L252 221L254 222ZM42 221H44V220H42ZM42 221H41V218H40V220H39V222H38V225H37V223H35V224H33V225H37V227H38V226H40V223H41V225H42ZM145 221H146V220H143L144 223H145ZM151 221H150V223L148 222V220L146 221L147 224L149 223V225H148L147 227H149L151 224L154 223V222L152 223ZM161 221H159V222L162 223ZM201 221H200V222H201ZM244 221L246 222V219L243 220V222H244ZM259 221H262V222H263L264 220H259ZM259 221H257V222H259ZM84 222H85V224H89L88 221H85V220H84L83 223H84ZM86 222H87V223H86ZM115 222H116V220H115ZM115 222L113 221V224L111 223L112 227H111V226L108 227V228L111 227V229H106L107 232L111 233L110 231L112 230L113 225H114ZM119 222H121V221H120L119 219H117V224L114 225V226L117 227V228L115 227V231H117V229H119V228L121 229V227H122V226L120 227L119 225H122L123 222H122V224H119V225H118ZM136 222H137V219H136L135 223L130 222V223H133V226H131L132 228L134 227V225L136 224ZM243 222H240V223L238 222L237 224H241V225H243ZM249 222H251V221H249ZM8 223H9V222H8ZM43 223H44V222H43ZM108 223H109V222H108ZM127 223H128V222H127ZM137 223H138V222H137ZM140 223H141V222H140ZM160 223H159L158 225H160ZM166 223H165V225H166ZM1 224H2V222H1ZM154 224H156V223H154ZM224 224H225V225H224ZM233 224H234V223H233ZM249 224H250V223H249ZM259 224H260V223H259ZM263 224H264V223H263ZM105 225H106V224H105ZM117 225H118V226H117ZM123 225H124V224H123ZM126 225H127V224H126ZM136 225H137V224H136ZM138 225H139V224H138ZM158 225H157V226H158ZM197 225H195V226L193 225V226L195 227V230L200 229V227H202V226L200 225V227H198V228L196 229V226H197ZM223 225H224V226H223ZM250 225H251V224H250ZM254 225H256V224H254ZM77 226H78V225H77ZM77 226H76V228H77ZM86 226H87V225H86ZM86 226H85V227H86ZM106 226H107V225H106ZM142 226H144V225L142 224L141 227H142ZM145 226H146V225H145ZM160 226L163 227V225H160ZM160 226L157 227L158 229H157L155 226H153V225H151L150 227H153V228H152V232L155 231V233H154V232H153V233L156 234V233H157V232H156V229H157V231H158ZM171 226H170V227H171ZM235 226H236V225H235ZM247 226H248V225H247ZM251 226L253 227V225H251ZM258 226H259V225H258ZM2 227H3V226H2ZM31 227H32V226H31ZM31 227H29L30 230H29V229H28V230L31 231V233H33L32 230L34 229V226L32 227L33 229H32ZM42 227L44 228V226H42ZM42 227H39L42 233H43V231L46 230V229H48L49 231L51 230L50 227H46V228H44V230L42 229ZM90 227H91V226H90ZM125 227H126V226H125ZM150 227H149V229H151ZM154 227H155V228H154ZM237 227H238V226H237ZM241 227H243V226H241ZM241 227H238V228H241ZM248 227H249V226H248ZM263 227H264V225H263ZM35 228H36V227H35ZM49 228H50V229H49ZM74 228H75V227H74ZM79 228H80V226H79ZM79 228H78V229H79ZM88 228H89V225H88ZM91 228H92V227H91ZM168 228H169V227H168ZM168 228H166V229H168ZM258 228H259V227H258ZM260 228H261V227H260ZM31 229H32V230H31ZM113 229H114V228H113ZM120 229H119V230H120ZM140 229H141V228H140ZM142 229H143V228H142ZM142 229H141V231H142ZM154 229H155V230H154ZM160 229H161V228H160ZM203 229H204V228H203ZM249 229H251V227H250ZM253 229H256V228H253ZM28 230H27V232H28ZM48 230H46V231H48ZM69 230L71 231V228H70ZM74 230H77V229H74ZM79 230H80V229H79ZM94 230H96V229H94ZM94 230H93V231H94ZM108 230H110V231H108ZM119 230H118V231H119ZM123 230H124V231H123ZM128 230H129V229H128ZM132 230H133V229H132ZM146 230H147V229H146ZM168 230H169V229H168ZM192 230H191V233H192ZM227 230H228V231H227ZM232 230H233V231H232ZM238 230H239V229H238ZM34 231H35V232H34L35 234H38V233L40 232V231H38V233H36V230H34ZM46 231H44L45 234L43 233V235H47V234H46V233H47ZM49 231H48V234L51 233V232H49ZM51 231H52V230H51ZM65 231H66V230H65ZM93 231H92V230L90 231L89 229L86 228L85 230H80V231L77 232V233H76V231L74 232V233H76L75 235L80 236V237H77V238L73 241L74 244H76V245H77V244H80V242L82 241V239H83V241H85V242H81L82 245H80V248H77L78 250H75V251L71 252L73 249H72V250L70 249L71 251H69V253L71 252V253H72V254H71L72 256H74V255H73L74 253H78L79 255H85L86 258H87V256H91V257L94 256L93 258L95 259V255H96V254H97V255L100 254V253H99V249H98L99 243L102 242V241H103V242H104V241H108V240L110 241V240L113 238L112 235H111L113 232H112L111 234L108 233V234H109V235H108L106 231H105L104 234H103L104 231H102V233H100L99 231L96 232V233H95V232L93 233ZM112 231H113V230H112ZM115 231H114V232H115ZM118 231L115 232V233H118ZM125 231H126L125 229H123V228L121 229V232L126 233ZM160 231H161V230H159V233L157 234V235H159L158 237H160V234H161V236H162V234H163V233H162L163 230H162L161 232H160ZM199 231H201V229H200ZM256 231H257V230H256ZM258 231H259V230H258ZM41 232H40L39 234H41ZM66 232H68V231H66ZM66 232H65V233H66ZM121 232H119V233H121ZM144 232H145V231H144ZM144 232H142V234H143ZM148 232H149V233H148ZM150 232H151V231H148V230H147V231H146V234H147V233L150 234ZM152 232H151V235L153 234ZM170 232H171V234H170ZM205 232H206V231H204V233H205ZM234 232H235L236 234H235ZM246 232H248V231H246ZM253 232H254V230H253ZM253 232H252V234H253ZM260 232H262V231H259L258 235H259V236L261 235V238H260V237H257V240H253V241L251 240V242H255V241H256V243L260 244V245L264 248V236H262L263 234H260ZM74 233L72 232V235H73ZM131 233H132V232H131ZM191 233H190V234H191ZM194 233H195V232H194ZM194 233H192V235H194ZM223 233H224V236H222ZM237 233H238V235H239V234H240V235H239V236H236ZM255 233H256V232H255ZM263 233H264V231H263ZM66 234H69V232L66 233ZM127 234H129V233H127ZM137 234H140V233H138V231H137ZM144 234H145V233H144ZM144 234H143V235H144ZM231 234H232L233 236H232ZM234 234H235V235H234ZM250 234H251V233H250ZM27 235L29 236L30 234L27 233ZM69 235H70V234H69ZM75 235H74V236H75ZM107 235L110 236V238H111V237H112V238L110 239L109 237H107ZM113 235H114V234H113ZM116 235L121 236V235H124V234L122 233V234H120V235H119V234H116ZM129 235H130V234H129ZM133 235H135V234H133ZM140 235H141V234H140ZM151 235H146V237H147V236H151ZM253 235H254V234H253ZM253 235H252V236H253ZM89 236H90V237H89ZM125 236H127V235H125ZM130 236H131V235H130ZM152 236H155V237H156V235H152ZM188 236H189V235H188ZM190 236H191V235H190ZM194 236H198V235H194ZM199 236H200V235H199ZM231 236H232V237H231ZM256 236H257V235H256ZM87 237H88V238H87ZM114 237L116 238V236H114ZM132 237H134V238L138 241V239L136 238L137 236H136V237H135V236H132ZM140 237H144V236H138L139 239H140ZM204 237H196V238H198V239H196V241H194V247H193V248L199 251V252H196L197 254H199L200 251H201L200 254H202V256H201V255H200V256L198 255V256L204 258V259L199 258L200 261H201V260H205L208 256H210V254L207 255V253H208V252L206 251L207 249L205 250V248H207L206 246H208V243H207V240L203 241V240H204V239H203ZM218 237H216V238H218ZM254 237H255V236H254ZM79 238H80V239H79ZM81 238H82V239H81ZM108 238H109V239H108ZM115 238H114V239H115ZM130 238H131V237H130ZM134 238H133V239H134ZM185 238H186V237H185ZM192 238H193V237H192ZM194 238H195V237H194ZM200 238H201V239H200ZM77 239H78V240H77ZM107 239H108V240H107ZM133 239H132V240H133ZM142 239H143V238H142ZM160 239H163L162 241H164V240H165V241H164V242L161 241L162 243L160 242V243H159L160 245H159L158 242H159ZM188 239H191V237H187L186 241H189ZM199 239H200V240H199ZM202 239H203V240H202ZM218 239H219V238H218ZM62 240H64V239H62ZM112 240H113V239H112ZM115 240L117 241V239H115ZM136 240H133V241H134V242H137ZM145 240H146V239H145ZM147 240H148V239H147ZM232 240H233V239H232ZM77 241H78V242L80 241V242H79V243H76ZM133 241H132V243H133ZM139 241H140V240H139ZM156 241H158V242H156ZM183 241H185V240H183ZM190 241H191V240H190ZM209 241H210V240H209ZM63 242H64V241H63ZM110 242H112V241H110ZM144 242H145V241H144ZM191 242H192V241H191ZM227 242H229V241H227ZM230 242H231V241H230ZM105 243H107V242H105ZM105 243H102V244H105ZM108 243H109V242H108ZM108 243L105 244V245H108ZM113 243H114V242H113ZM117 243H118V242H117ZM132 243H131V245H130V248L135 244V243H134V244L132 245ZM141 243H142V242H141ZM185 243L187 244V242H185ZM185 243H184V244H185ZM256 243H254V244H256ZM61 244H62V241H61ZM115 244H116V243H115ZM115 244H114V245L111 244V245H112L114 248H115L116 246H120V245H116V246H115ZM119 244H120V243H119ZM136 244L138 245V244H140V243L138 242V243H136ZM142 244H143V243H142ZM142 244H141V245H142ZM186 244H185V246H186ZM190 244H191V243H190ZM219 244H220V243H219ZM224 244H225V243H224ZM230 244H231V243H230ZM232 244H233V243H232ZM254 244H253V245H254ZM111 245H110L109 247H111ZM137 245H136V246H137ZM141 245H140V247H141ZM147 245L149 246V243L146 244V246H147ZM156 245H159V246H157V247H159L160 249H159V248L155 249V248H156ZM182 245H183V244H182ZM217 245H218V244H217ZM233 245H234V244H233ZM77 246H79V245H77ZM180 246H181V245H180ZM191 246H192V245H191ZM214 246H215V245H214ZM218 246H219V245H218ZM223 246H224V245H223ZM228 246H229V244H228ZM238 246H235V247H238ZM243 246H245V245H243ZM254 246H255V245H254ZM258 246H259V245H258ZM71 247H72V246H70V248H71ZM73 247H75V246H73ZM128 247H129V246H128ZM128 247H127V249H128ZM187 247H188V249H190V248H189L190 246L187 245ZM187 247H185V248H187ZM233 247H234V246H233ZM233 247H232V249H233ZM245 247H246V246H245ZM251 247H252V246H251ZM259 247H260V246H259ZM99 248H101V244H100V247H99ZM114 248H113V251H115ZM133 248H134V250H135V246H133ZM145 248H146V247H145ZM193 248H192V249H193ZM219 248H220V249H223L224 251H223V250H220V249H219V250L216 249L218 252H216V253L213 252V251H210V252H212V253H214V254H218L220 251L226 253L224 248H228V249H230V246H229V247H226V245H225L224 248H222V247H219ZM239 248H241V247H239ZM246 248H247V247H246ZM248 248H249V246H248ZM252 248H255V247H252ZM263 248H262V249H263ZM74 249H75V248H74ZM103 249H106V248H103ZM103 249H102V250H103ZM136 249H137V248H136ZM192 249H191V250H192ZM241 249H242V248H241ZM241 249H240V250H241ZM262 249H261V251H262ZM100 250H101V249H100ZM108 250H109V249H108ZM111 250H112V249L110 248L109 251H111ZM129 250H130V249H129ZM131 250H132V249H131ZM152 250H151V251H152ZM176 250H178V252H176ZM212 250H214V249H212ZM216 250H215V251H216ZM230 250H231V249H230ZM236 250H237V249H236ZM244 250H245V249H244ZM244 250H243V252H245L244 255H246V251H244ZM256 250H257V249H256ZM258 250H259V249H258ZM109 251H108V252H109ZM140 251H141V250H140ZM151 251H150V252H151ZM238 251H239V250H237V252H238ZM106 252H107V251H106ZM106 252H103V253H102V255H103L104 257L101 256V254H100V256L98 255V256L96 257V258H97L96 260H99V258L102 257V260H100L99 262H103L104 259H105V257L109 256ZM145 252H146V251H145ZM188 252H189V250H188ZM228 252H229V251H228ZM228 252H227V254H228ZM230 252L233 253L234 251H230ZM239 252L242 253V251H239ZM239 252H238L237 254H239ZM251 252L256 254V252H253V251H251ZM251 252H250V254H251ZM63 253H64V252H63ZM63 253H60V254L63 255ZM67 253H68V252H67ZM69 253H68V255L70 256ZM112 253H113V252L111 251V254H110L111 258L114 257V256L112 257V255H114V254H112ZM114 253H115V252H114ZM142 253H143V252H142ZM175 253H177V254H175ZM185 253H186V252H185ZM190 253H191V252H190ZM193 253H195L194 250H193ZM193 253H191V254H187V255L192 256ZM224 253H223V255H224ZM234 253H236V251H235ZM262 253L264 254V252H262ZM262 253H261V254H262ZM60 254H59V256H61ZM65 254H66V253H65ZM65 254H64V255H65ZM78 254H75V255H77L76 258H77V257H80ZM104 254H107V255L105 256ZM137 254H138V253H137ZM139 254H141V253H139ZM145 254H147V253H145ZM149 254L153 255L152 253H149V252H148V255H149ZM180 254H181V253H180ZM183 254H184V253H183ZM220 254H222V253H220ZM229 254H230V253H229ZM263 254H262V255H263ZM11 255H12V254H11ZM11 255H10V257H12ZM68 255H66V256H67L66 260L68 259ZM148 255H147V256H148ZM223 255H221L220 257H223ZM240 255H241V254H240ZM244 255H242V256H244ZM251 255H252V254H251ZM72 256H71V257H72ZM140 256H141V255H140ZM144 256H145V255H143V257H144ZM147 256H145V257H147ZM149 256H150V255H149ZM155 256H156V254H155L154 256H150V257H152V259H153V257H155ZM157 256H158V255H157ZM157 256H156V257H157ZM177 256H178V255H177ZM185 256H186V255H185ZM216 256H217V255H216ZM225 256L227 257V255H225ZM242 256H240V257H242ZM13 257H14V259H15L14 254H13ZM17 257H18V256H17ZM56 257H57V256H56ZM56 257H54V259H53V260H50L49 262L47 261L46 264H63V263H65V262H67V263H65V264H69V261H65V262H64V259H63V263H62V260H59V259H60L59 257H58L57 259H55ZM71 257H70V259H68V260H72L73 258H71ZM98 257H99V258H98ZM175 257H176L177 259H176ZM186 257H187V256H186ZM186 257H184V258L182 257V258H183V259H186ZM194 257H197V256H194ZM220 257H219V258H220ZM233 257H234V256H233ZM233 257H231V259H232L231 261L235 260V259H233ZM240 257H237V260L235 261L237 264H248V260H249V259H247V258L243 259V258H240ZM252 257H254V256H252ZM258 257H259V256H258ZM61 258H62V257H61ZM74 258H75V256H74ZM141 258H142V256H141ZM148 258H149V257H148ZM191 258H193V256H192ZM211 258H212V257H211ZM215 258H217V257H215ZM4 259H6V258H4ZM17 259H19V257H18ZM17 259H16V260H13V259H11V260L6 259V260L4 261V263L8 260V261H7L8 263H6V264H18V262H20V259H19V261H18ZM77 259H78V258H77ZM77 259H75V260H77ZM82 259H85V258L81 257V259H80L79 261L81 262ZM100 259H101V258H100ZM108 259H109V257H108ZM139 259H140V258H139ZM145 259H146V258H145ZM155 259H156V258H155ZM155 259H153V260H154L155 263L157 264V261H156ZM188 259H189V256H188ZM188 259H187V260H188ZM194 259H195V258H194ZM194 259H190V260H194ZM197 259H198V257H197ZM197 259H195V260H197ZM199 259H198V260H199ZM225 259H229V258H224V259H222V260H225ZM254 259H255V258H254ZM90 260L92 261L90 264H93V263L95 262L94 260H92V258H90ZM109 260H110V259H109ZM141 260L143 261L144 259H141ZM153 260L150 259V260H146V261H148V264H149L150 261H152V264H153V263H154ZM180 260H181V259H180ZM198 260H197V262H198ZM217 260H218V259H217ZM222 260H221V261H222ZM229 260H230V259H229ZM86 261L88 262V259L85 260V261H83V262H86ZM107 261H108V260L106 259V261H104L103 263H99V262H96V263H99V264H105V262H107ZM144 261H145V260H144ZM144 261H143V263H147V262H144ZM209 261H210V260H209ZM212 261H213V260H212ZM253 261H254V260H253ZM257 261H259V260H257ZM80 262H79V263H80ZM89 262H90V261H89ZM112 262H113V260H112ZM112 262H111V263H112ZM115 262H117V263H115ZM115 262L112 263V264H119V263H120V262H119V259H116ZM138 262H139V261H138ZM179 262H180V261H179ZM182 262H184V261L181 260V263H182ZM193 262H194V261H193ZM193 262L190 263V264H193ZM213 262H214V261H213ZM213 262H212V263H213ZM228 262H229V261H228ZM96 263H94V264H96ZM143 263H142V264H143ZM150 263H151V262H150ZM181 263H180V264H181ZM187 263H188V262H187ZM199 263H201V262H199ZM199 263H198V264H199ZM205 263H206V262H205ZM214 263H218V262L215 261ZM221 263H225V261H224V262H221ZM257 263H259V262H257ZM109 264H110V263H109ZM120 264H121V263H120ZM184 264H185V263H184ZM195 264H196V263H195ZM202 264H203V263H202ZM232 264H233V263H232ZM234 264H235V263H234ZM249 264H251V263H249ZM253 264H254V263H253ZM255 264H256V263H255Z\"/></svg>", "mask_w": 264, "mask_h": 264}]
</instances>
